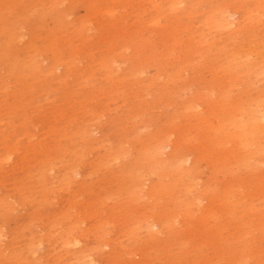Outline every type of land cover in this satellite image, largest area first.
Segmentation results:
<instances>
[{
  "label": "rangeland",
  "instance_id": "rangeland-1",
  "mask_svg": "<svg viewBox=\"0 0 264 264\" xmlns=\"http://www.w3.org/2000/svg\"><path fill=\"white\" fill-rule=\"evenodd\" d=\"M3 1L5 2V0H0V3L2 4ZM12 0H10L11 2ZM40 0H17L15 3H14V7L11 11H8V12H5L3 14H1L2 16V21H1V25L5 24V23H9L10 25L13 24L14 22H24V27L23 25L21 26L23 29H20L21 32L25 33V35H23L22 37H17L15 42H13L11 44V48L9 50V52H13L15 53L16 55H19V57H24V56H27L28 54L31 55V58H36V60H40V54H43L45 56V58H49V59H52L54 58L56 55H59V56H68L69 53L73 50H76L77 52L74 54V61H75V66H72L70 68V70H65V66L64 67H59L57 69H55V74H53L54 77L49 76V77H42L41 75L38 74V72H36V74H31V75H22V78H19V79H16L14 76L12 75H8V70L5 66L4 63H0V164L3 166L0 165V197H1V201L0 202H3V204H1V207H0V253H2L0 255V264H25L24 261L26 262L27 261V264H49V263H54V264H77L79 262V264H86L88 260V263L87 264H107L109 262V256H112V258L110 260H114L115 263L113 264H117L116 261H118V264H130L128 262H131L132 260H134L133 262L135 264H143V262L145 261L146 263L147 262H150V263H147V264H172L171 263V260L173 262V264H180L181 262L183 264H187V263H191V264H207L206 262H208V264H219L217 261L218 260H222L223 262H220V264H264V222H262L260 225L259 223H256L255 221V218L257 217L256 215V211H263L264 210V191H261L259 193H256L258 191H255L257 189L256 186H253V188L250 189V187L247 186L246 183H243V185L246 187H248V190L254 193H252V195L250 194L248 197V199H242V196L243 194L241 195V200L239 199L240 198V195L238 196V194L235 193L234 191V195H232V197L230 198H227V200H230L231 198L233 200H237L239 202V200L242 202H237V207L236 209H233L231 207H228V206H220L221 207V211L219 210L220 207H218V204L221 202L219 201L220 199H217L216 202H213V203H217V204H211V208H215L216 212H219L221 213L218 218L220 219V228L223 226V230L222 228L220 229L221 231V236H215V237H207L205 234H203L202 232L200 233L199 231H195L193 233V231H187V230H184V219L182 217V214L179 212L177 213L178 216L176 215V213L174 214L175 216L172 217V219L174 218V222L173 220L171 219V217H169V225L168 227H170L171 229V232H168L169 230L166 228H162L160 231V233H158V235L156 236L157 238L152 237L155 233L154 231L157 230V228L155 227H151L149 224H150V220L151 219V216L154 220H158L160 222H163L164 218L161 216V212L165 211L167 208H172L173 209V205L174 203L176 202H179V200L181 199V197L184 195L185 198L181 199V200H189L191 201L192 198L190 196H196V195H199L198 193L205 189V188H211L214 191H216L215 189H217L218 187L220 189H222V187L224 186V182L227 181L228 179L230 180L231 179V176L230 175H227L226 174V171H224V173L220 172V167L218 168V166L216 168V170H218L220 172L217 171L215 172L213 169H212V165L209 163V161L207 160L208 158H205V159H199L197 161H200V162H193L195 156L197 155L196 153V142H197V134L195 135L196 137L194 138L192 135H190V141L187 143V144H180L181 142L178 141V145H179V148H180V151H179V155L181 156V160L182 161V164H183V168L185 169H192L190 173H188V175H178L176 173L174 174H171L169 177H163V178H160L159 179V172L161 171L160 168L158 167V164L155 163L154 161L152 162L151 161V158H150V154H151V151L155 145L158 146L159 144V152H158V155L160 156V159L161 160H164L165 163L164 164H167L169 162V157L171 155V152H172V149L168 146H166V143L168 142H171L172 139L173 140H176L178 138V134L182 135L186 133V131L184 130H176V124H184V122H186L187 120L188 121H191V118L188 117L186 118L187 115H184V110H183V105L185 104L186 100L190 97V95H196L198 93H200L202 90H204V92H209L208 90H210L211 92H213V97L211 100L209 101H216L214 102L216 104L212 105V106H215L211 112H212V115L214 118H217V119H221V98L216 95V89H217V80H220V76H218V74H220V71L219 73L217 72L215 74V72L213 73L212 70H209L210 68H212L214 66V68L216 67V63L218 65H220L221 63H223V52H221V50L223 49L224 47V50H230V48H233L232 44H231V41H228L226 38H227V35L229 34V30H228V27H224L223 29L221 28L220 30L221 31H225L227 32V34H224L223 32H217V30L215 29H210L208 30L207 27L205 28V26L201 25L203 24L202 23V18H204V16L206 15V12L207 10H209L208 7L214 5L216 2H219L220 1H227V2H232L233 1H236V0H186L185 3H183L180 8L175 11L171 10V12H169L168 14H166L165 16H162V18H160L158 24L156 26H150V18L153 17L154 13L153 12L154 10L151 8V4L149 2H147V0H144V3H141L143 9H144V13L143 11H141L140 13H138V16H139V19L140 21L143 22V26L140 25L135 22L137 21L136 19V16H135V9H136V5L137 3H139V1H142V0H118L119 3L117 4H113L111 5L112 3H109L108 1H103V0H68L64 3V5H60L58 8H56L55 10H52V11H48L45 13V15L43 17H37L36 15H38L36 12L38 11L37 9L39 8V6H36L34 7V5L36 3H38ZM91 1V3H90ZM146 1V2H145ZM160 0H156L155 1V4H158ZM262 2H264L263 0H260ZM97 2H99L102 5H104V2H106L107 4L106 5H111V6H114L112 8L113 11H116L119 13H117L118 15H121L122 14H126V16L124 17L123 21H124V26H126L128 28V33H130L131 35H129L128 37H125L123 35L119 36L118 38H115L114 39V36H115V30H114V27L110 26L111 25V22L107 16H101L100 14H90L89 13V9H88V3L90 4H94V6L97 5ZM157 2V3H156ZM162 2V0L160 1ZM250 2V1H246L245 4L248 5L247 3ZM195 3L194 5H191ZM264 4V3H263ZM49 4H46L44 7H47ZM123 5V6H122ZM127 5V6H126ZM105 6V5H104ZM127 7V8H126ZM243 7L245 8V6L243 5ZM122 10H121V9ZM125 8V9H124ZM33 9V10H32ZM35 9V10H34ZM41 9V8H40ZM88 9V10H87ZM117 9V10H115ZM120 9V10H119ZM186 9L187 12L191 11V15L189 17L185 16V15H182L180 21L178 22L179 25L177 26V30H175L173 32V29L171 27H168L167 25H169V21L168 20H171L175 17H177L179 14H181L184 10ZM202 9V10H201ZM119 10V11H118ZM34 11V12H33ZM55 11V12H54ZM124 11V12H123ZM173 11V12H172ZM30 12V14H29ZM51 12V13H50ZM69 12V14L66 15V13ZM193 12V13H192ZM55 13V14H54ZM114 13V14H115ZM121 13V14H120ZM175 13V14H174ZM197 13V14H196ZM200 13V14H199ZM205 13V14H204ZM62 14V15H61ZM63 14L65 16H63ZM115 14V16L117 17V20H118V15ZM130 14V16H129ZM62 16L59 20L57 19V17ZM92 15V16H91ZM141 15V16H140ZM252 15H254V13H252ZM91 16V17H90ZM97 16V18L95 17ZM102 19H101V17ZM174 16V17H173ZM235 16V15H234ZM95 17V18H94ZM191 17V18H190ZM39 18V19H37ZM190 18V19H189ZM264 18V15H262V19ZM92 19V20H91ZM94 19V21H93ZM96 19V20H95ZM98 19V21H97ZM107 19V20H105ZM189 19V20H188ZM90 20V21H88ZM104 22H103V21ZM187 20V21H186ZM27 21H30V22H27ZM145 21V22H144ZM149 21V22H148ZM201 21V22H200ZM62 22V23H61ZM82 22V23H85V28L82 29L81 31H78L79 30V23ZM88 22V23H87ZM127 22V23H126ZM148 22V25H146ZM183 22V23H182ZM160 23V24H159ZM177 23V22H176ZM87 24V25H86ZM121 23H119L120 25ZM123 24V22H122ZM121 24V26H122ZM163 24V25H162ZM192 24V26H191ZM194 24L196 26H194ZM98 25H103L104 28L102 29H98ZM105 25V26H104ZM118 25V26H119ZM185 25V27H184ZM187 25V26H186ZM189 25V26H188ZM254 25V26H253ZM90 26V27H88ZM110 26V28H109ZM161 26V27H160ZM162 26H165V28L167 27L168 29H165L163 30L162 29ZM180 26V27H179ZM184 28H183V27ZM191 26V27H190ZM200 26V27H198ZM38 28L37 30V33L35 34L34 33V30L35 28ZM179 27V28H178ZM190 27V28H189ZM255 27V28H254ZM72 28V29H71ZM86 28H89V29H86ZM172 30H171V29ZM187 28V29H186ZM195 28V29H194ZM204 28V29H202ZM254 28V30H253ZM260 28V29H259ZM77 29V30H76ZM180 29V30H179ZM186 29V31L184 30ZM192 29V30H191ZM207 29V30H206ZM227 29V30H226ZM258 29V30H257ZM18 30V29H17ZM71 31V32H68ZM76 30V31H75ZM184 30V31H183ZM202 30V31H201ZM215 30V31H214ZM252 30H253V33L256 34V36L260 37V38H264V27L260 24H256V23H252ZM19 31V30H18ZM84 32H87L86 34L83 33ZM130 31V32H129ZM181 31V32H180ZM199 32L198 34L196 32ZM210 31V33H209ZM219 31V30H218ZM260 31V32H259ZM167 32V33H166ZM169 32V33H168ZM171 32V33H170ZM179 32V34H178ZM188 32V33H187ZM203 32V33H202ZM214 33L215 35H213L212 33ZM183 33V36L186 35L185 38H183V36L181 35ZM196 35H195V34ZM204 33H206V35H210V36H206ZM218 33V34H217ZM48 34V35H47ZM67 34V35H66ZM73 34V35H72ZM93 34V35H92ZM165 34V35H164ZM173 34H175V39L177 41L176 45H174L173 47H171L169 44V42H171L172 40H170V36H172ZM189 34V35H188ZM194 36L193 37H190L192 35ZM204 34V35H202ZM52 35H55L57 38H58V41L55 42L57 39L55 38H52L51 40H53V42H44V37L47 38V40L49 41L51 36ZM71 35V36H70ZM180 35V36H177ZM206 39V40H211V39H215L216 41L215 42H211L209 43V46L207 45V42L205 41V39L201 38L202 36ZM225 35V36H223ZM98 36V37H97ZM162 36V37H161ZM199 38V41H201V43H198L197 45L199 44H202V45H199V47L196 49V50H192L193 51H197L196 53L199 52V55L200 56H196V53L192 54L194 56H191V49H194L193 47L196 46V43L194 41H198V39L196 40V38ZM217 38H216V37ZM161 37V38H160ZM165 37V38H164ZM190 37V39H189ZM209 37V38H207ZM211 37V39H210ZM225 37V38H224ZM85 38V39H84ZM88 38V39H87ZM183 38V39H182ZM186 38L187 40L189 39V41H186ZM191 38H193V41L191 40ZM60 39V40H59ZM62 39V40H61ZM71 39V40H70ZM84 39V40H83ZM139 39H142L144 43L142 42H136V41H139ZM147 39V40H146ZM157 39V40H156ZM160 39V40H159ZM163 39V40H162ZM181 39V41H180ZM202 39H203V42H202ZM222 39V40H221ZM170 40V41H169ZM69 41V42H68ZM71 41V43H70ZM83 41V42H82ZM111 41V42H109ZM147 43H146V42ZM155 41V42H154ZM179 41V42H178ZM224 41H227V43H225ZM85 42V43H84ZM107 42V43H106ZM185 42V44L183 43ZM187 42V43H186ZM189 42V43H188ZM217 42V43H216ZM230 42V43H228ZM76 43V44H75ZM84 43V44H83ZM109 43H111V50H108V46L110 45ZM195 43V44H194ZM215 43V44H213ZM219 43V44H218ZM225 43V44H224ZM75 44V45H74ZM144 44V45H142ZM181 44V45H179ZM184 44V45H183ZM206 44V45H205ZM217 44V45H216ZM228 44V45H227ZM243 44V43H241ZM70 45V46H69ZM74 45V46H73ZM105 45V46H104ZM107 45V46H106ZM150 45H151V48H150ZM160 45V46H159ZM180 47H179V46ZM211 45V46H210ZM215 45V46H214ZM221 45V47H220ZM245 45V44H244ZM243 45V46H244ZM155 46V47H154ZM167 46V47H166ZM168 46H169V49H168ZM206 46H208L206 48ZM227 46V48H226ZM149 47V48H147ZM165 47V48H164ZM175 47V48H174ZM187 47V48H186ZM212 47V48H211ZM220 47V48H219ZM173 50H171V49ZM219 48V50H217ZM222 48V49H221ZM42 49V50H41ZM167 49V50H166ZM204 49V51H203ZM217 51H215V50ZM168 50H169V53L170 54H167L168 53ZM175 50V51H174ZM199 50V51H198ZM210 50V52H209ZM82 51V52H81ZM111 51V52H110ZM160 51V52H159ZM167 51V52H166ZM181 51V52H180ZM184 51V52H183ZM217 52V53H214ZM220 51V52H218ZM223 51V50H222ZM86 52V53H85ZM93 52V53H92ZM106 52V53H105ZM110 52V53H109ZM157 52V53H156ZM190 52V54H189ZM205 52H207V54H205ZM214 53V54H211ZM39 53V54H37ZM100 53V54H99ZM156 53V54H155ZM159 53V54H158ZM161 53V54H160ZM172 53V54H171ZM178 55H177V54ZM181 53V54H180ZM186 53V54H185ZM188 53V54H187ZM211 55H210V54ZM82 54V55H80ZM113 55V59H109L108 55ZM175 54H176V58H175ZM185 54V55H184ZM219 57V60H215L216 58L214 57V62H213V57H209V56H214L216 55ZM220 54V55H219ZM77 55V57H76ZM163 55H167V56H163ZM172 57H171V56ZM174 55V56H173ZM183 55V57H182ZM187 55V56H186ZM190 55V56H189ZM198 55V54H197ZM206 55H207V60H206ZM81 56V57H80ZM106 57L108 58V61L111 62V69L112 70V79L110 77V79H108L106 77V79L104 80V77H105V72L104 70L99 67L98 65V62L99 60L102 58V57ZM160 56V57H159ZM169 56V57H168ZM216 56V57H217ZM28 57V56H27ZM87 57V58H86ZM166 57V58H165ZM188 57L191 59H188ZM200 57V59H199ZM204 57V58H203ZM222 57V58H221ZM78 58V59H77ZM144 58V59H143ZM156 58V59H155ZM173 58V59H172ZM183 58V59H182ZM212 58V59H210ZM49 59H46V61H42L43 64L41 63L42 66H44V68L47 67V64H49L50 60ZM69 59V57L67 58ZM80 59V60H79ZM82 59V60H81ZM89 59V60H88ZM115 59V60H114ZM158 59V60H157ZM165 59V60H164ZM175 59V62L173 61ZM198 59V60H196ZM205 59V60H203ZM95 60V61H94ZM163 60V61H162ZM177 60V61H176ZM179 60V61H178ZM184 60V61H183ZM186 60H187V63H186ZM190 60L192 64H190ZM193 60V61H192ZM201 60V61H200ZM210 60V61H208ZM212 60V61H211ZM87 61V62H86ZM98 61V62H97ZM173 61V62H172ZM200 61L199 63H196ZM207 61V62H206ZM216 61V62H215ZM222 61V62H221ZM94 62V63H93ZM114 62V63H113ZM154 62V63H153ZM162 62H165L162 64ZM172 62V63H171ZM185 62V63H184ZM213 62V63H211ZM90 63V64H89ZM170 63V64H169ZM198 67H196V65ZM202 63V64H201ZM205 63V64H203ZM215 63V64H214ZM81 64L82 67H81ZM94 64V65H92ZM173 66H172V65ZM182 64V66H180ZM184 64V66H183ZM189 64V65H188ZM3 65V66H2ZM78 65L79 68L76 66ZM86 65V66H85ZM162 65V66H161ZM193 65V66H192ZM205 65V66H204ZM212 67H211V66ZM167 66V67H166ZM190 66H192L190 68ZM201 66V67H200ZM204 66V67H203ZM99 67V68H98ZM169 67V68H168ZM177 67V68H175ZM186 67V69H185ZM189 67V68H188ZM203 67V68H202ZM206 67H208L206 69ZM73 68V70H72ZM84 68H87V69H84ZM90 68V69H89ZM96 68V69H95ZM166 68V69H165ZM76 69V70H74ZM172 69V70H171ZM179 69L178 71L175 70ZM203 69V70H202ZM65 70V71H64ZM86 70V71H85ZM101 70V71H100ZM116 70V71H114ZM198 70V72H196ZM206 70V71H205ZM84 71V72H83ZM95 71V73L93 72ZM100 71V72H99ZM160 71V73H159ZM166 71V74L164 73ZM173 71V72H172ZM177 72V75H180V77L176 75V77L174 76L175 72ZM182 71V72H180ZM185 71V72H184ZM200 71V72H199ZM66 72V73H65ZM71 72V73H70ZM104 72V73H103ZM115 72V73H114ZM158 72V73H157ZM169 72V73H168ZM195 72V73H194ZM208 72V73H207ZM212 72V73H211ZM23 72H20V74H22ZM104 75H103V74ZM115 76H113L114 74ZM161 75V78L160 76L157 74ZM162 73V74H161ZM173 75H172V74ZM186 73V74H185ZM194 73V74H193ZM197 73V74H196ZM200 73V74H198ZM6 74V75H5ZM61 76V77H64L65 76V83L64 82H61L60 84L57 82L56 79H58V75ZM64 74V75H63ZM82 74V75H81ZM87 74L88 76L91 74H93L92 76H89V77H92V78H89L87 77ZM96 74V75H95ZM156 74V76H155ZM189 74V75H188ZM192 74V75H191ZM207 74V75H206ZM211 77H209V75ZM213 74V75H212ZM215 74V75H214ZM14 75H17V76H21L19 74H14ZM70 75V76H69ZM103 75V76H102ZM116 75H118L116 77ZM186 75V77H185ZM188 75V76H187ZM191 75V77H190ZM194 75H195V78H194ZM198 75V76H197ZM241 76H238L235 81V79H233V81L231 80L229 83L228 82H225L224 83V89L225 88H231L232 91H230V98L229 100H233L237 97H235L234 95L237 93L238 90H241L244 88L245 84H251V87L253 88V86H256L254 88H260V87H263L264 86V80L262 79H258L256 77H260V76H256V77H252L253 74L251 75H245V74H240ZM68 76H69V79H68ZM80 76V77H79ZM97 78L95 79L94 77ZM103 78L102 79H99L100 77ZM123 76V77H122ZM166 76V77H165ZM168 76V77H167ZM192 76H193V79H192ZM202 76V78H201ZM213 76V77H212ZM243 76V77H242ZM58 77V78H57ZM76 79H75V78ZM86 77V79H84ZM155 77V78H154ZM159 77L156 81V78ZM165 77L166 80H163ZM172 77V78H171ZM174 77V79H173ZM200 77V78H199ZM249 77V78H248ZM253 79H252V78ZM50 78V79H49ZM54 78V79H53ZM83 78V80L81 79ZM87 78H89L87 80ZM127 78V79H126ZM136 78V79H135ZM151 78H153L151 80ZM163 78V79H162ZM178 78V79H177ZM181 78V79H179ZM206 78V79H205ZM211 78V79H210ZM243 80L241 81L240 80ZM256 78V79H255ZM4 79V80H3ZM44 79V80H43ZM52 79V80H51ZM82 80L80 82V80ZM116 79V80H115ZM125 79V80H124ZM133 79L135 80L133 82ZM141 79V80H140ZM167 79H171V80H168ZM184 79V80H183ZM192 79V80H190ZM198 79V80H197ZM214 79V80H213ZM56 80V81H55ZM100 80V81H99ZM115 80V82H111ZM174 80V81H173ZM177 80V81H176ZM180 80V81H179ZM259 80L262 81L259 83ZM45 81V82H44ZM53 81V82H52ZM69 81V83H68ZM78 81V82H76ZM87 81V82H86ZM93 81V83H91ZM107 81V82H106ZM129 81V82H128ZM132 83H131V82ZM153 83H149L150 82ZM173 81V83H172ZM176 81V82H175ZM189 82V83H186ZM192 81V82H191ZM205 81V82H204ZM47 82V83H46ZM71 82V83H70ZM75 82V84H74ZM95 82V83H94ZM110 82V84H109ZM118 82V83H117ZM147 84H146V83ZM157 82V83H155ZM163 82H166V83H163ZM169 82L171 84H169ZM181 82V84H179ZM186 84H185V83ZM197 82V83H196ZM214 82L216 84H214ZM234 82V83H232ZM41 83V84H40ZM54 83V85H53ZM73 83V84H72ZM82 86H81V84ZM144 83V84H143ZM163 83V84H162ZM172 87H170L168 84ZM175 83H178V84H175ZM183 83L185 84L184 86L186 87L187 84H188V88L186 87H183ZM207 85H206V84ZM209 83V84H208ZM241 83V84H240ZM258 83V84H257ZM40 84V85H38ZM87 85V87L85 85ZM92 84H95V85H92ZM108 84V85H107ZM114 84V85H113ZM117 86H116V85ZM122 84V85H121ZM143 84V85H142ZM151 84V85H150ZM157 84L160 86H157ZM162 84V85H161ZM167 84V86L165 85ZM201 84V85H200ZM211 84V85H210ZM228 84V85H227ZM233 84V85H232ZM257 84V85H256ZM47 85V86H46ZM57 85V86H56ZM66 85V86H64ZM92 85V86H91ZM97 85H99L97 87ZM101 85V86H100ZM157 87H156V86ZM205 86V87H201V86ZM238 85V86H236ZM263 85V86H262ZM33 86V87H32ZM35 86V88H34ZM40 86V87H39ZM45 86V87H44ZM54 86V88H52ZM76 86L78 88H76ZM79 86L82 88V90H84V92H81V88L79 89ZM90 86V87H89ZM94 86V87H93ZM145 86V87H144ZM148 86V87H147ZM164 86V87H163ZM179 86V87H178ZM181 86V88H180ZM231 86V87H229ZM234 86H236V88H234ZM17 87V88H16ZM30 87V88H29ZM63 87V88H62ZM67 87V88H66ZM142 87H144L142 89ZM170 87V88H169ZM176 87V88H175ZM182 89V91L180 92V90L177 89ZM207 87V88H206ZM211 87V88H209ZM241 87V88H240ZM84 88V89H83ZM98 88V90H97ZM106 88L108 90H106ZM111 88V89H109ZM150 88V89H149ZM164 88V89H163ZM199 88V89H198ZM209 88V89H208ZM238 88V89H237ZM251 88V89H252ZM17 89V90H16ZM25 89V90H24ZM35 89V90H34ZM50 89V90H49ZM92 89V90H91ZM96 89V90H94ZM113 89L115 91H113ZM139 89V90H138ZM162 89V90H161ZM168 89V90H167ZM172 89V90H171ZM173 89H176V90H173ZM190 89V90H189ZM207 89V90H206ZM3 90V91H2ZM28 90H30V92H28ZM40 90V91H39ZM49 90V92H48ZM63 90V91H62ZM87 90V91H86ZM88 90H91V91H88ZM146 90V91H145ZM165 92H164V91ZM169 90H171L169 92ZM214 90V91H213ZM236 90V91H235ZM46 91V92H45ZM102 91V92H100ZM108 91V94L107 92ZM109 91L112 95L110 96V98H108L107 96H109ZM119 91H120V96H119ZM128 91V92H127ZM130 91V92H129ZM132 91V92H131ZM162 91V92H161ZM42 92V93H41ZM54 92V93H53ZM100 92V93H99ZM106 92V93H105ZM127 94L126 96L124 95L123 97V94L125 93ZM167 92V93H166ZM175 92V93H174ZM177 92V93H176ZM190 92V93H189ZM215 92V93H214ZM38 93V94H37ZM40 93V95H39ZM50 93V95H49ZM53 93V94H52ZM66 93V95L64 94ZM79 93V94H78ZM90 93H93V94H90ZM96 93V94H94ZM123 93V94H122ZM132 93V94H131ZM172 93V94H171ZM187 93V94H186ZM38 95L35 96V95ZM48 94V95H47ZM55 94V95H54ZM78 94V95H77ZM99 94V95H98ZM101 94V95H100ZM107 94V95H105ZM134 94H137V96ZM171 94V95H170ZM176 94V95H175ZM43 95V96H42ZM57 95V96H56ZM71 95V96H70ZM83 95V96H82ZM104 95V96H103ZM130 95V97H129ZM170 95V96H168ZM172 95L175 97H172ZM178 95V96H177ZM254 95V94H252ZM45 96H48L45 98ZM56 96V97H55ZM61 96V97H60ZM87 96V98H86ZM90 96V97H89ZM92 96V97H91ZM119 96V97H118ZM217 96V97H216ZM44 97V98H43ZM55 97V98H54ZM89 97V98H88ZM134 99H133V98ZM137 97V98H136ZM164 97V99H163ZM169 97V98H168ZM235 97V98H234ZM48 100V99H50ZM83 99V100H78V99ZM86 98V99H85ZM106 98V100H105ZM115 98H117V100H114ZM119 98V99H118ZM123 98V99H122ZM216 98V99H215ZM233 98V99H231ZM75 99V101H74ZM88 99H90L88 101ZM111 101H110V100ZM127 101H126V100ZM163 99V101H162ZM178 101H176V100ZM214 99V100H213ZM219 99V100H218ZM264 99V98H263ZM30 100V101H29ZM48 100V102H45V101ZM63 100V101H62ZM66 100V101H65ZM129 100L131 102H129ZM199 100H203V97L200 98ZM61 101V102H60ZM88 101V102H87ZM114 103H113V102ZM117 101V102H116ZM124 101V102H123ZM208 103V100L204 98V102H202L200 105L197 106V108L203 110V109H206L207 107V111H208V105H206V102ZM42 102V103H41ZM58 102V103H57ZM72 102V103H71ZM78 102V103H77ZM80 102V103H79ZM82 102V103H81ZM87 102V103H86ZM127 102V104H126ZM134 102V103H133ZM153 102V103H152ZM220 102V103H219ZM124 103V104H123ZM131 103V104H129ZM144 103V104H143ZM146 103V104H145ZM156 103V104H155ZM173 103V104H172ZM178 103V104H177ZM219 103V104H218ZM35 104V105H34ZM43 104V105H42ZM49 104H51L49 106ZM53 104V105H52ZM55 104V105H54ZM69 104L71 106H69ZM121 106H119V105ZM175 104V105H174ZM47 105H48V108H47ZM67 105V106H66ZM77 105V106H76ZM81 105V107H80ZM118 105V106H117ZM133 105V106H132ZM164 105V106H163ZM174 105V106H173ZM179 105V106H178ZM130 106V107H129ZM172 106V107H171ZM176 106V107H175ZM56 107V108H55ZM65 107V109H64ZM84 107V108H83ZM86 107V108H85ZM118 109H117V108ZM165 107V108H164ZM169 107V108H168ZM201 107V108H200ZM218 107V108H217ZM51 108V109H50ZM62 108V109H61ZM114 108V109H113ZM127 108V109H126ZM131 110H130V109ZM164 108V109H163ZM167 108V109H166ZM49 109V111H48ZM60 109V110H59ZM74 109V110H73ZM77 109V110H76ZM82 109V110H81ZM83 109H85L86 111H84ZM107 109V110H106ZM126 109V110H125ZM169 109V110H168ZM175 109V110H174ZM182 109V110H181ZM220 112H219V110ZM65 110V111H64ZM81 110V111H80ZM142 110V111H141ZM168 110V111H166ZM174 110V112H173ZM214 110H217L219 113H217V111H214ZM51 111V112H50ZM63 113H62V112ZM78 111V112H77ZM135 113H134V112ZM45 112V113H43ZM59 112V113H57ZM65 112V113H64ZM69 112V113H68ZM76 112V113H74ZM82 112V113H81ZM92 112V114H91ZM110 112V113H109ZM123 112L125 114H123ZM164 112V113H163ZM169 112V113H168ZM177 112V113H176ZM210 112V113H211ZM215 114H214V113ZM86 113V114H85ZM90 113V114H89ZM129 113V114H128ZM168 113V114H167ZM171 113V114H170ZM43 114V115H42ZM55 114V116H54ZM63 114V115H62ZM65 114V115H64ZM82 114V115H81ZM131 114V116H130ZM64 116L62 118V116ZM81 115V116H79ZM90 115V116H88ZM119 115V116H118ZM129 115V116H127ZM135 115V116H134ZM141 115V116H140ZM167 115H169L167 117ZM53 116V117H52ZM58 116V117H57ZM67 119H66V117ZM127 116V117H125ZM136 118H134V117ZM72 119H71V118ZM75 117V118H74ZM120 117V118H119ZM123 117L125 119H123ZM167 117V118H166ZM175 117V118H174ZM178 117V118H177ZM54 118V120H53ZM56 118V119H55ZM61 118V119H59ZM100 118V119H99ZM131 118V119H130ZM165 118V119H164ZM171 118V119H170ZM58 119V120H57ZM69 119L71 121H69ZM73 119H77L75 121V123L73 124L74 120ZM79 119V120H78ZM86 119V120H84ZM122 119V120H121ZM63 120V121H62ZM83 120V121H82ZM88 120V122H87ZM132 120V121H131ZM137 122V123H134V121ZM167 120V121H166ZM170 120V121H169ZM40 121V122H39ZM41 121L42 124H41ZM56 121V122H54ZM60 121V122H59ZM86 123H85V122ZM184 121V122H183ZM45 122V123H44ZM66 122V123H65ZM71 124H70V123ZM123 122V123H122ZM125 122V123H124ZM166 122V123H165ZM169 124H168V123ZM174 122V123H173ZM183 122V123H182ZM48 123V124H47ZM81 123V124H80ZM84 123V124H83ZM134 125V127H131L132 125ZM175 124L173 126V124ZM55 124V125H54ZM74 126H73V125ZM86 124V125H85ZM90 124V125H89ZM130 124V125H129ZM163 124H166V125H163ZM171 124V125H170ZM44 125V126H43ZM48 125V126H47ZM50 125V126H49ZM63 125V126H61ZM66 125V126H64ZM88 125V126H87ZM137 125V126H136ZM2 126V128H1ZM56 126V128L54 127ZM69 126V128H68ZM78 126V127H77ZM48 127V128H47ZM54 127V128H53ZM61 127V128H60ZM76 127V128H75ZM85 127V128H84ZM50 128V129H49ZM65 128V130H64ZM78 128V129H77ZM82 128V129H80ZM88 128V129H87ZM173 128V130H172ZM48 129V130H47ZM61 129V130H60ZM67 129V131H66ZM87 129V130H86ZM129 129V130H128ZM44 130V131H43ZM46 130V131H45ZM75 130V131H73ZM85 130V131H83ZM159 132H158V131ZM36 131V132H34ZM50 131V132H49ZM64 131V132H63ZM72 131L75 133H72ZM77 131V132H76ZM168 133H167V132ZM174 131V132H173ZM176 131V132H175ZM208 131V130H207ZM207 131H205L204 133H208ZM39 132V133H38ZM61 132V134H60ZM62 132L64 134H62ZM65 132H68V133H65ZM70 132V133H69ZM164 132V133H163ZM172 132V133H171ZM26 133V134H25ZM35 137H34V135ZM46 133V134H45ZM55 133V134H54ZM58 133V135L56 134ZM163 133V134H162ZM170 133V134H169ZM32 134V135H30ZM49 134V135H48ZM61 136H60V135ZM71 134V135H70ZM79 136H78V135ZM125 134V135H124ZM162 134V135H161ZM166 134V135H165ZM169 134V135H168ZM42 135V136H41ZM47 135V136H46ZM63 135V136H62ZM86 137H85V136ZM182 135V136H184ZM40 136V137H39ZM46 136V137H44ZM51 136V138H50ZM58 136V137H57ZM70 136V137H69ZM72 136L74 137L72 139ZM75 136L78 138H75ZM103 136V137H102ZM188 136V135H187ZM33 137V138H32ZM49 137V138H48ZM55 137V138H54ZM66 137V138H65ZM84 137V139H83ZM165 137V138H164ZM171 137V138H169ZM29 138V139H28ZM65 138V139H64ZM69 140H68V139ZM135 138V139H133ZM138 138V139H137ZM156 138V139H155ZM197 138V139H196ZM36 139V140H35ZM38 139V140H37ZM51 139V140H50ZM52 139H55L54 141ZM59 139V141H57ZM63 139V140H62ZM71 139V140H70ZM77 139V140H75ZM83 139V140H82ZM128 139V140H127ZM160 139V140H159ZM166 139V140H165ZM81 140V141H80ZM36 141H39L36 142ZM44 141V142H43ZM57 141V142H56ZM71 141V142H70ZM75 142L74 143H72ZM79 141V142H78ZM164 141V142H163ZM196 141V142H195ZM199 141V140H198ZM60 142V144H58ZM68 143L66 145V143ZM253 142V140H252ZM42 143V144H40ZM44 143H47L44 145ZM72 145L70 146L69 144ZM56 144V146H55ZM65 144V145H64ZM154 144V145H153ZM10 145V146H9ZM34 145V146H33ZM41 145V147H40ZM44 145V146H42ZM64 145V146H63ZM74 145V146H73ZM101 145V146H100ZM181 145V146H180ZM185 145V146H184ZM6 146L7 149H6ZM17 146V147H16ZM51 146V148H49ZM53 146V147H52ZM61 148H60V147ZM66 146L68 148H66ZM70 146V147H69ZM119 146V148H118ZM183 146V147H182ZM13 147V148H12ZM74 147V148H73ZM103 147V148H102ZM117 147V148H116ZM123 147V148H122ZM191 147V148H190ZM16 148L17 149V153L20 154L18 155L14 149ZM20 150H19V149ZM30 148V149H29ZM43 150V152H41L40 149ZM45 148V149H43ZM46 148H47V152H49V154L46 152ZM54 148V149H52ZM114 148L115 152L114 153V150L112 151V149ZM9 149V151H8ZM51 149V151H50ZM55 149H57L58 151H56ZM61 149V150H60ZM64 149V150H63ZM117 149V151H116ZM225 149L227 150H230V149H234V144L231 142L230 144H226L225 146ZM246 149H254V146L252 144H250L248 147H246ZM19 150V151H18ZM25 150V151H23ZM29 150V151H28ZM30 150H32L30 152ZM108 150V151H107ZM125 150V151H123ZM27 151V152H26ZM56 151V152H55ZM78 151V152H77ZM106 151L109 152L106 154ZM122 151V152H121ZM241 151H244L243 149ZM12 152V153H11ZM20 152V153H19ZM30 152V154L28 153ZM34 152V153H33ZM46 152V153H44ZM67 152V153H66ZM126 152V153H125ZM142 152V153H141ZM3 153V154H2ZM32 153V154H31ZM36 153V154H35ZM43 153V154H41ZM57 156H54L55 154H57ZM61 153V154H59ZM73 153H75L73 155ZM85 153V154H84ZM120 153V154H119ZM5 154H8V155H5ZM11 154V155H9ZM109 154V155H108ZM124 154V155H123ZM141 154H144V157L145 158H149L147 160L145 159H142L141 158ZM29 155V157L31 158L33 155H35L34 157H32V159L29 160V157H27ZM44 158H43V156ZM54 157H52V156ZM60 155V156H59ZM64 155V156H63ZM110 156V157H107V156ZM116 158V159H112V157ZM120 155H121V158H120ZM3 156V157H2ZM48 156V157H47ZM49 156L51 158H49ZM79 158V162H76L77 161V157ZM85 156V158H84ZM179 156V157H180ZM243 156V155H242ZM7 157V158H6ZM10 157V158H9ZM23 158V160L20 158ZM26 157V158H25ZM62 157V158H61ZM68 159H67V158ZM70 157V158H69ZM75 159H74V158ZM82 157V158H81ZM107 157V158H105ZM6 158V159H5ZM49 158V159H48ZM61 163H59V161H57L58 159ZM120 158V159H119ZM4 159V160H3ZM9 159V160H7ZM13 159V160H12ZM35 159V160H34ZM39 159H43L42 161L39 160ZM52 159V160H51ZM55 159V161H54ZM63 159H66V160H62ZM70 159V160H69ZM6 160V161H5ZM20 160V161H18ZM38 160V161H37ZM48 160V161H47ZM51 160V161H50ZM68 160V161H67ZM81 160V161H80ZM106 160V162L104 161ZM114 160V161H113ZM206 160V161H205ZM40 161V162H39ZM45 164H44V162ZM50 161V162H49ZM54 161L55 164L52 162ZM73 161V162H72ZM83 161V162H82ZM103 161L105 163H103ZM109 161V162H108ZM208 161V162H207ZM5 164H4V163ZM34 162V164L32 163ZM37 162V164H35ZM39 162V163H38ZM42 162V163H41ZM62 162H64V165L62 164ZM68 162V163H67ZM72 162V163H71ZM205 162V163H204ZM23 165V167L21 166V164ZM51 165H49V164ZM70 163V164H69ZM83 163V165L81 164ZM10 164V166H9ZM30 164V165H29ZM39 164V166H37ZM42 164V165H41ZM59 164V165H57ZM75 164V166H74ZM78 164V165H77ZM81 164V165H79ZM91 164V165H90ZM211 166H210V165ZM250 165H252V162L250 161L249 163ZM15 165V166H14ZM26 165H29V166H26ZM33 167H32V166ZM61 165V166H60ZM67 165V166H66ZM79 167H77V166ZM113 165V166H111ZM233 164H231L232 166ZM21 168L19 169L18 168ZM26 166V167H25ZM48 166V167H47ZM257 168L254 170V169H249L246 167H243V166H240V167H236L234 168V172H233V176L237 177L238 179L242 180V181H245L247 179H250V181H254L255 183V180H256V183L257 182V179H253V178H256L257 176H260L262 173H264V159L262 160H259L256 164ZM25 167V169H24ZM28 167V168H27ZM55 167V168H54ZM58 167V168H57ZM66 167V168H65ZM75 167V168H74ZM90 167L92 169V171L90 170ZM30 168V169H29ZM37 168V169H36ZM44 168L46 169L44 171ZM50 168V170L48 169ZM54 168V169H52ZM69 168V169H68ZM94 168V169H93ZM24 169V170H23ZM28 169V170H27ZM57 169V170H56ZM59 169V170H58ZM77 172H76V170ZM89 169V170H88ZM223 168H221V170H223ZM20 170V172H19ZM61 170V171H60ZM69 170H74L75 172L73 171H69ZM248 170V171H247ZM14 171V172H13ZM34 171V172H33ZM39 171V172H38ZM42 171V172H40ZM50 172V174H47L48 172ZM58 172V175H57V172ZM213 171V172H212ZM246 171V172H245ZM250 171V172H249ZM255 175H254V173ZM261 171V172H260ZM16 172V173H15ZM26 172V173H25ZM31 172V173H30ZM53 172L54 176L53 175ZM64 174H62V173ZM66 172V173H65ZM73 175H71V173ZM194 174H193V173ZM215 172V173H214ZM248 172V173H247ZM34 173V174H33ZM60 173V174H59ZM252 173V174H251ZM25 174V175H24ZM27 174H30V176H28ZM37 174V175H36ZM40 174V175H39ZM62 174V175H61ZM67 175H70L68 177L66 176ZM120 174H122V177L119 176ZM212 174V176H210ZM214 174V175H213ZM251 174V175H249ZM18 175L20 178H18ZM51 175V177L49 176ZM86 177L83 178V177ZM118 175V176H117ZM176 175L177 178H176ZM192 175V177H191ZM254 175V177L252 176ZM257 175V176H256ZM16 178H15V177ZM24 176V177H23ZM36 176V178L34 177ZM39 176V177H38ZM41 176H44V177H41ZM63 177L62 181L61 178ZM74 176V177H73ZM77 176V177H76ZM81 176V178H80ZM173 176V177H172ZM224 176V177H223ZM247 176H252L251 178L247 177ZM28 177V179H27ZM33 177H34V180H33ZM43 179L41 181V184L43 183V181L45 180V184L44 185H41L40 184V180L38 179ZM41 177V178H40ZM56 179H55V178ZM66 177V178H65ZM175 177V178H174ZM184 177V178H182ZM187 177V178H186ZM215 177V178H214ZM15 178V180L13 179ZM24 178V179H23ZM32 178V179H30ZM54 178V179H53ZM68 179L69 180V183L68 181L66 182L65 179ZM75 178L76 179V182L75 183ZM172 178V179H171ZM222 178V179H221ZM37 179V180H36ZM59 179V181L57 182V180ZM72 179V181H71ZM74 179V180H73ZM79 179V180H78ZM108 179V180H107ZM116 179H120V180H116ZM169 179H171L169 181ZM174 179H177V180H174ZM180 179V180H179ZM209 179V180H208ZM213 179V180H212ZM252 179V180H251ZM18 182H17V181ZM20 180V181H19ZM31 181H34V182H31V183H28L27 181L30 182ZM38 181V183L36 181ZM51 180V181H50ZM55 180V182L53 181ZM84 180V181H83ZM107 180V181H106ZM174 180V182H176L177 184L175 185L174 182H172ZM184 180V181H183ZM216 180V181H215ZM228 180V181H229ZM14 181V182H13ZM26 181V182H24ZM71 181V182H70ZM74 181V182H73ZM85 182L83 184H81L82 182ZM117 181V182H116ZM158 181H162V182H166V183H163V184H168V191L167 192H164L165 190H159L157 192V194L155 195H152V191L151 189L153 188V186L158 182ZM212 181V182H211ZM248 181V180H247ZM258 181H260V185L263 184V182H261L262 180L261 179H258ZM16 182V183H15ZM24 183V185H21L22 183ZM53 182V183H52ZM57 182V183H56ZM62 182V184H60ZM91 182V183H90ZM97 182V183H96ZM101 182V183H100ZM103 182V183H102ZM140 182V183H139ZM169 182V183H168ZM216 182V183H215ZM223 182V184H222ZM246 182V181H245ZM11 183L13 185H11ZM21 183V184H20ZM28 183V184H27ZM56 185H55V184ZM74 183V184H73ZM80 183V184H78ZM96 183V184H95ZM121 183V186L120 184ZM142 183V184H141ZM174 183V184H173ZM185 183V184H184ZM208 183V184H207ZM228 183V182H227ZM20 184V185H18ZM27 184V185H25ZM32 186H30V185ZM36 184V186H34ZM40 184L41 186L39 187ZM64 184V185H63ZM70 187H69V185ZM72 184V185H71ZM88 184V185H86ZM102 184V185H101ZM105 184V185H104ZM108 184V185H107ZM119 184V186H117ZM140 184V185H139ZM173 184V185H172ZM179 184H181L179 186ZM219 186H218V185ZM38 185V186H37ZM51 185V186H50ZM55 185V186H54ZM58 185V186H57ZM68 185V187L66 186ZM79 185V186H78ZM81 185V187H80ZM104 185V186H103ZM107 185V186H106ZM116 185V186H115ZM15 186V187H14ZM26 187V186H29L27 190H25L26 188H23V187ZM47 186V187H46ZM64 190H62L63 188ZM72 186V187H71ZM75 186V188H74ZM82 186H84V188H82ZM95 187L93 189H91L92 187ZM97 186V187H96ZM135 186H139V187H136ZM177 188H176V187ZM17 187H20L18 189H16L15 191V188ZM31 187V188H30ZM35 187V189H34ZM43 187V188H42ZM50 187V189H48ZM57 187V188H56ZM58 187H61V188H58ZM81 189H83V192ZM86 187V189H85ZM89 187V189L91 190H87V188ZM99 187V188H98ZM103 187V188H102ZM107 187V188H106ZM110 187V188H109ZM118 187V188H117ZM175 187V188H174ZM181 187V188H180ZM188 187V188H186ZM264 185L262 186V189ZM10 188H14L13 189H10ZM52 188V189H51ZM67 188V189H65ZM74 188V190L72 189ZM101 188V190H100ZM116 188V189H114ZM130 189L131 191L136 192V197L135 198H129L126 191H124L125 189ZM174 188V189H173ZM30 189V191H34V192H30L28 191ZM51 191V192H45L43 193L44 191ZM61 189V190H60ZM105 189V190H104ZM176 189V190H175ZM187 189V190H186ZM219 189V190H220ZM17 190L19 191L18 192V196L17 195ZM25 190V192H24ZM37 190V191H36ZM41 193H40V191ZM42 190H44L42 192ZM72 190V191H71ZM78 190V191H77ZM79 190H81L79 192ZM84 190L87 192H84ZM173 190H175L174 192H172ZM179 190V191H178ZM182 190V191H181ZM218 190V189H217ZM247 189H245L244 192L248 191ZM15 191V192H14ZM23 191V192H22ZM28 191V192H26ZM52 191L54 192V194L52 193ZM79 193V196L81 195V193H83L80 197H78V193ZM94 192L92 194H90V192ZM97 191H99L97 193ZM103 191V192H101ZM111 191V192H109ZM117 193H115V192ZM178 191V192H177ZM181 191V192H180ZM10 192H13L14 194L10 193ZM20 192L22 193V195H20ZM36 192H39L40 195ZM62 192V193H61ZM65 192V193H63ZM72 192V194H71ZM73 192L74 194L76 195H73ZM95 192L97 194H95ZM121 192V194H120ZM170 192V193H169ZM175 192H177V195L175 194ZM187 194H186V193ZM10 193V194H9ZM16 193V194H15ZM24 193V194H23ZM29 193V194H28ZM31 193H34L33 195ZM36 193V194H35ZM51 193V195H49ZM88 193V194H87ZM105 193V195L103 194ZM109 193V194H108ZM113 193V194H112ZM181 193V194H180ZM183 193V194H182ZM185 193V194H184ZM8 194V195H7ZM57 194V196H56ZM60 194V195H59ZM64 194V195H63ZM67 194V195H66ZM70 194V195H69ZM94 194V195H93ZM112 194V198L109 197L110 195ZM167 194V195H165ZM170 194V195H169ZM174 194H175V198H174ZM6 199L4 196H6ZM13 195V196H12ZM25 195V196H24ZM30 195L32 198H30ZM73 195V196H72ZM85 198H84V196ZM89 197L87 198L86 197ZM89 195V196H88ZM91 195V196H90ZM96 195V196H95ZM103 195V197H102ZM116 195H119V196H116ZM124 195V196H123ZM179 195V197H178ZM190 195V196H189ZM261 197H260V196ZM29 196V197H27ZM36 196V197H35ZM47 196V197H46ZM51 196L52 200H50V197ZM78 198H77V197ZM104 199H101V197ZM106 196V197H105ZM116 196V197H114ZM135 196V195H134ZM153 196V197H152ZM257 196V197H256ZM4 197V198H3ZM38 197V198H37ZM42 197V198H41ZM49 197V198H48ZM56 197V198H54ZM67 197V198H66ZM72 197V198H71ZM82 197H83V202L81 201L82 200ZM98 197V198H97ZM107 201L109 200V198L112 200L113 197L115 198V200L117 199V202L114 200H110V201H106L105 198H107ZM158 197V199H157ZM170 198V201H168V199ZM190 197V198H189ZM193 197V198H194ZM239 197V198H238ZM249 197H255L254 198H249ZM20 199L21 204L18 200ZM65 198V199H64ZM77 199L75 200L76 201V204L78 203L77 201H81L77 204V209L79 212H77V209L75 208L76 204H71L70 203H75L74 201H72V199ZM100 198V199H99ZM122 198V200H121ZM125 198V201H123ZM139 198V199H137ZM160 198V199H159ZM168 198V199H167ZM174 198V199H173ZM177 198V199H176ZM189 198V199H188ZM244 198V197H243ZM263 198V199H262ZM4 199V200H2ZM23 199V200H22ZM31 199V200H30ZM33 199V200H32ZM35 199V200H34ZM45 199H48V200H45ZM68 201H67V200ZM73 199V200H74ZM80 199V200H79ZM86 199V200H85ZM89 199V200H88ZM131 200L130 203L128 200ZM163 199H165V201H163ZM167 199V200H166ZM179 199V200H178ZM191 199V200H190ZM231 199V200H232ZM252 199V200H251ZM6 200V202H5ZM9 200V202H7ZM26 200V201H25ZM38 200V201H37ZM41 200V201H40ZM43 200V201H42ZM92 200V201H91ZM100 200H101V203L103 202H106V205H103L101 204L100 205ZM121 200V202H120ZM127 200V201H126ZM133 200V201H132ZM171 200H177V201H171ZM242 200H245V201H242ZM254 200V202H252ZM261 201L260 204L259 202H256V201ZM27 201H31L30 203L28 202V204H25L27 203ZM40 201V202H39ZM46 202V206L42 203V202ZM52 201V202H51ZM57 201V202H56ZM72 201V202H70ZM90 201L92 202V204L90 203ZM95 203H94V202ZM136 201V202H135ZM161 201V202H160ZM167 201V202H166ZM194 201V199H193ZM249 201V202H248ZM251 201V202H250ZM5 202V203H4ZM37 202V203H36ZM44 202V203H45ZM48 202V203H47ZM55 202V203H54ZM67 202V203H66ZM69 202V204H68ZM86 202V203H85ZM87 202L89 203V205H92V207H90L89 205H87ZM99 202V203H98ZM173 204H172V203ZM205 200H200L198 203V206H194L192 208V215L195 216L194 219H193V223L195 224V222H197L201 216L202 213H199V208H201V206H203L205 204ZM9 204V205H5V204ZM33 203V204H32ZM39 203V204H38ZM53 205L55 204L54 206H50V204ZM63 203H65L63 205ZM85 203V204H84ZM116 203V204H115ZM164 203H167V204H164ZM228 203V201H227ZM38 204V206L36 205ZM250 204V205H248ZM254 204V205H253ZM25 205V206H24ZM36 205V206H35ZM89 206L87 208L84 207V209L82 208V206ZM97 205V207L95 206ZM100 206V210H99V206ZM115 205V206H113ZM125 205V206H123ZM136 205V206H135ZM212 205L214 207H212ZM252 205V206H251ZM258 205V207H257ZM262 205V206H261ZM5 206V210H3ZM40 206V207H39ZM48 206V207H47ZM67 207V209L65 207ZM69 206V207H68ZM75 206V207H73ZM102 206V207H101ZM122 206L124 207V209H120L119 208ZM139 208H138V207ZM240 208H239V207ZM246 206H249L253 209V211H255V213H252L251 215L248 213H245L243 210H238V209H241V207H246ZM34 207L36 208L34 209ZM46 209H43L42 208H45ZM52 207V208H51ZM72 207V208H71ZM97 209H95V208ZM128 207V208H127ZM224 207V208H223ZM233 209V215L232 213H228V209ZM16 208V209H15ZM61 208H63L61 210ZM74 209V210H71V209ZM82 210H81V209ZM91 208H94V209H91ZM102 208V209H101ZM111 208V209H110ZM118 210H117V209ZM127 208V209H126ZM132 208H134L132 210ZM136 208V209H135ZM147 208V209H146ZM217 208V209H216ZM238 208V209H237ZM65 209V210H64ZM68 209H70V212L68 211ZM86 209H88L86 213H89L91 214L92 211L94 214H92L91 216H89L88 214L85 213ZM91 209V210H89ZM126 209V211H125ZM8 210V214H7V211ZM59 211V213L57 211ZM113 210V211H112ZM147 210V212H141V211H145ZM149 210V211H148ZM152 210V212L150 211ZM218 210V211H217ZM237 210V211H236ZM5 211V212H3ZM39 211V212H38ZM42 211V212H41ZM46 211V212H45ZM51 211V212H50ZM53 211V213H52ZM65 211H68L65 212ZM76 212V213H73V212ZM82 211H84L82 213ZM90 211V212H89ZM100 211V212H99ZM123 211L125 213L128 212V214L130 216H127V214L125 215L123 213ZM180 211V210H179ZM196 211V212H195ZM236 211V212H235ZM3 212V213H1ZM57 212V214H56ZM64 212V215H62ZM120 212V213H119ZM136 212V213H135ZM141 212V213H140ZM154 212V213H153ZM194 212V214H193ZM242 212V214H241ZM5 213V214H4ZM57 215V217L55 215H52L54 214ZM60 213H62L60 215ZM69 213H71L72 215H78L79 217H82L81 219L76 216V218H74V216H71V218L73 217V222H72V219L69 216ZM80 213V214H78ZM86 214V218H85V215H81V214ZM173 213V212H172ZM218 213V214H219ZM240 213V216H238V214ZM51 214V215H50ZM70 214V215H71ZM113 214V215H112ZM119 214V215H118ZM136 214H140V216L136 215ZM153 214V215H152ZM230 214V215H229ZM237 214V215H236ZM3 215V216H2ZM37 215V217H36ZM48 217H47V216ZM58 215H60L61 217H59ZM65 215L68 217H65ZM88 215V216H87ZM98 215V216H97ZM102 215V216H101ZM108 215V216H107ZM112 215V217H111ZM114 215H117V216H114ZM123 215V216H122ZM136 215V216H134ZM233 215V217L231 216ZM5 216V217H4ZM95 218H94V217ZM100 216V217H99ZM134 216V217H132ZM146 216V217H144ZM176 216H177V219H176ZM235 216V217H234ZM238 216V217H237ZM244 216V217H243ZM3 217V218H2ZM57 218V219H54V218ZM65 217V218H63ZM90 217H92L90 219ZM98 217V219L96 218ZM103 217V218H102ZM110 217L109 219H112L111 221H108L106 218ZM116 217V218H115ZM121 217V218H120ZM140 217V218H139ZM147 221L145 218H147ZM156 217V219H155ZM181 217V218H180ZM237 217V218H236ZM251 217V218H250ZM254 217V219H253ZM62 218V219H60ZM66 218L68 220H66ZM88 218V220H87ZM105 218V219H104ZM115 218V219H114ZM118 218V219H117ZM132 218V219H131ZM138 218V219H137ZM143 218V219H142ZM163 218V219H162ZM180 220H179V219ZM217 218V219H218ZM243 219L242 221H250L249 223L247 222L246 225L245 223L243 224V226L239 227V220L240 219ZM250 220H249V219ZM34 219V220H33ZM40 219V220H38ZM64 220V223L62 222ZM80 219V220H78ZM90 219V220H89ZM115 221H114V220ZM120 219V220H119ZM137 220L136 221H133V220ZM144 221H142V220ZM150 219V220H149ZM161 219V220H159ZM176 219V220H175ZM218 219V220H219ZM234 219H238V221L236 220L233 221ZM47 220V221H46ZM51 220V221H49ZM56 220L58 222H56ZM103 220V222L101 221ZM107 220V221H106ZM128 220V221H127ZM139 220V221H138ZM172 220V221H171ZM179 220V221H178ZM232 220V221H231ZM2 221H4L2 223ZM46 221V222H45ZM53 221V222H52ZM82 221V222H81ZM108 223V224H106ZM131 221V223H130ZM142 221V222H141ZM146 221V222H145ZM150 221V222H149ZM181 221V222H180ZM208 221H210V223H212V221L210 220V218H208ZM43 222V223H42ZM48 222V223H47ZM62 222V224L60 223ZM68 222V223H67ZM103 224H106L105 227L104 225L102 226ZM111 222V223H109ZM116 224L114 225L113 223ZM117 222H121V223H117ZM219 222V221H218ZM229 222V223H227ZM252 222V223H251ZM32 223V224H31ZM42 223V224H41ZM53 223V224H52ZM55 223H57L56 225H58V227L56 228L55 226ZM67 223V224H66ZM75 223H79L77 226H74L76 225ZM82 223V225H81ZM140 223V225L138 224ZM183 223V224H182ZM192 223V224H193ZM232 223V224H230ZM256 223V224H255ZM50 224V225H49ZM61 224V225H60ZM66 224V225H65ZM72 224V225H71ZM74 224V225H73ZM90 224V225H89ZM93 224V226H92ZM96 224V225H95ZM97 224H99L100 227H102L100 229L99 226H97ZM111 224L113 226H111ZM136 225L135 227H133L134 225ZM137 224L139 226H137ZM164 224V223H163ZM222 224V225H221ZM237 224V225H236ZM20 225V227H18ZM47 225V226H46ZM53 228H52V226ZM86 225V226H85ZM88 225V226H87ZM121 225V226H120ZM133 225V226H132ZM143 225V226H142ZM172 225V226H171ZM226 225V226H225ZM229 225V226H227ZM245 225V226H244ZM253 225V226H252ZM51 226V227H50ZM67 228H66V227ZM68 226L69 229H68ZM99 228H95V227ZM109 226V227H108ZM116 226V227H115ZM118 226V227H117ZM195 226V228L197 227V224L193 225ZM236 227L233 228L232 227ZM259 226H261L260 229ZM50 227V228H49ZM55 227V228H54ZM60 227V228H59ZM82 229H81V228ZM91 227V228H90ZM94 227V228H93ZM139 227V228H138ZM145 228L146 229V232H145V229H142V228ZM150 227L152 229H150ZM183 227V229H182ZM228 227V229H227ZM245 227V228H244ZM15 228V229H14ZM30 228V231H28ZM62 228V230H60ZM77 231H82L84 230V232L82 233H78ZM80 228V229H79ZM87 228V229H86ZM88 228L89 231H88ZM106 229V231H108L109 235L107 234V232L104 230ZM118 228V229H116ZM121 228L125 229V230H121ZM133 228V229H132ZM138 228V229H137ZM231 228V229H230ZM239 228V229H238ZM242 228V229H241ZM257 228V229H256ZM47 231H46V230ZM64 229V231H63ZM66 229V230H65ZM99 230L97 232V230ZM109 229V230H108ZM113 229V231L111 230ZM120 229V230H119ZM128 229H130V231H128ZM135 229V230H134ZM165 229V230H164ZM229 230V231H226ZM23 230V231H22ZM33 230V231H32ZM44 230V232H43ZM50 230V231H48ZM57 230V231H56ZM59 230V231H58ZM71 230V231H70ZM73 230V233H71ZM114 230L116 231V233L114 232ZM140 232H139V231ZM144 231V233H142L141 231ZM147 230H148V235L151 234V240L153 239L154 241V244L155 245H152L153 242L150 240L149 244L147 241L149 238H147ZM168 230V231H166ZM231 230V231H230ZM243 230V231H242ZM21 231V232H20ZM35 231V232H34ZM42 231V232H41ZM63 231V232H62ZM70 231V234L68 233ZM120 231H122L123 233H121ZM181 231H184V232H181ZM255 231V233H251ZM23 232V233H22ZM34 232V233H33ZM41 232V233H40ZM49 232V233H48ZM59 234H58V233ZM62 232V233H61ZM77 232V233H76ZM89 232V233H87ZM112 232V233H110ZM164 232H168V233H164ZM175 232H178V233H181L180 235L178 233H175ZM188 232V233H187ZM192 234H191V233ZM224 232V233H223ZM228 232V233H227ZM233 234H231V233ZM237 232V233H235ZM257 232V233H256ZM263 232V233H262ZM16 233V235H15ZM22 233V234H21ZM28 233H29V236H28ZM40 233V234H39ZM44 233V234H43ZM46 233H48V235H50L48 237V235H46ZM52 233V234H51ZM56 235H55V234ZM64 233V235L62 236V234ZM94 233V234H93ZM101 235H98L100 234ZM124 233H128V237L124 234ZM135 233V234H134ZM139 233V234H138ZM142 233V234H140ZM171 233H174V234H178L177 237L176 235L174 234H171ZM187 233V234H186ZM243 233V234H242ZM19 234V235H18ZM31 234V235H30ZM34 234V235H33ZM54 234V235H53ZM58 234V235H57ZM69 236H67V235ZM74 234H76L74 236ZM82 234V235H81ZM88 234V235H87ZM90 234V235H89ZM105 236H104V235ZM124 234V237L122 236ZM133 234V235H132ZM164 234L168 235L166 237V235L164 236ZM188 234H190V237L188 236ZM227 234V236L225 235ZM231 237H229L228 236ZM236 234V235H235ZM244 234H246V236H244ZM248 234V235H247ZM263 234V235H262ZM14 235V236H12ZM42 235V237H40ZM43 235H45L43 237ZM52 235V236H51ZM61 235V236H60ZM67 237H66V236ZM71 235L74 237L73 240L71 238ZM79 235V236H78ZM84 235V236H83ZM87 235V236H86ZM93 235V237H92ZM98 235V236H97ZM117 235V236H115ZM120 235V236H119ZM135 235V236H134ZM143 237H142V236ZM145 235V236H144ZM171 235V236H170ZM172 235H174L172 237ZM181 235L182 236H185L186 239H183L185 237H182L181 238ZM194 237L192 239V236ZM225 235V236H224ZM251 235V236H250ZM257 235V236H256ZM12 236V237H11ZM17 236V237H16ZM27 240H26V238ZM28 236V237H27ZM31 236V237H30ZM58 236V237H56ZM59 236L61 238H59ZM108 236H111L110 239ZM115 236V237H114ZM123 237V239L121 240V238ZM126 236V237H125ZM130 236V237H129ZM161 236V237H160ZM171 237V239H169L168 237ZM180 236V238H179ZM238 236V237H235ZM256 236V237H254ZM36 237V238H35ZM48 237V238H47ZM56 237V238H55ZM64 237V239H62ZM66 237V238H65ZM85 237V239H84ZM87 237V238H86ZM95 237V239H94ZM96 237H99V238H96ZM102 239L104 238V243H99L101 242V238ZM114 237V238H112ZM118 237V238H116ZM135 237H137L136 239H134ZM142 237V238H140ZM149 237V236H148ZM161 238L159 240H157L158 238ZM175 237V238H174ZM197 237V238H195ZM217 237H220V238H217ZM222 237H223V241H222ZM225 237V239H224ZM229 237V238H228ZM243 239H241V238ZM253 237V238H252ZM258 237V238H257ZM16 238V239H15ZM23 238V239H22ZM33 239L32 243H31V240ZM34 238H35V242L34 241ZM69 240H68V239ZM116 238V239H115ZM130 238V239H129ZM147 238V239H146ZM167 238V239H166ZM174 238V239H173ZM176 238H179L177 239V241L175 242V239ZM190 238V239H189ZM216 241L213 240V239ZM227 238V239H226ZM239 240L240 238V242L238 240H234V239H237ZM259 238H261L259 240ZM15 239V240H14ZM20 239V240H19ZM49 239V240H48ZM59 239V240H58ZM74 239L75 241L77 240L78 242L75 244L74 242ZM100 239V241H99ZM112 239H115V244L114 242H112ZM120 239V240H119ZM128 240V243L126 244V240ZM133 239V240H132ZM174 241H173V240ZM185 240V242H183ZM203 239V240H202ZM219 239V242L217 241ZM257 239L259 241H257ZM30 240V241H29ZM39 240V241H38ZM64 240L67 241V243L65 242H62ZM94 240V241H93ZM97 240V242H96ZM108 240V241H107ZM110 240V241H109ZM125 240V241H124ZM129 240L131 241V243L129 242ZM134 240L135 243L133 242ZM143 240V242L145 241L146 243H141ZM163 240H165L163 242ZM170 240V241H169ZM199 240V241H198ZM202 240V241H201ZM205 240V241H204ZM214 241L213 244L210 243V241ZM226 240V241H225ZM230 240V241H229ZM234 240V241H233ZM244 240V241H242ZM248 240V241H247ZM250 240H252L250 242ZM28 241L30 242V244L28 245ZM55 241V242H54ZM58 241V242H57ZM70 241V242H69ZM158 241V242H156ZM161 241V242H160ZM168 243H167V242ZM179 241V242H178ZM185 243V244H183ZM189 241V243H188ZM192 241V242H191ZM226 243H225V242ZM247 241V242H246ZM48 242V243H47ZM72 245V243L74 242V244L76 246H73L72 248L70 246H68L69 243ZM72 242V243H71ZM95 242L97 244H95ZM103 242V240H102ZM118 242V243H117ZM134 244H133V243ZM137 242V243H136ZM165 242L169 245H171V249H170V246L167 244H165ZM180 242L182 244H180ZM198 242V243H197ZM203 242V243H201ZM205 242L207 243L206 246L204 245L203 247V244H205ZM230 242V244L228 245L227 243ZM234 242V243H233ZM242 242H245V243H242ZM249 242V243H248ZM260 242V243H259ZM22 243V244H21ZM37 243V244H35ZM61 243V244H60ZM81 243V245H80ZM109 243V244H108ZM139 243V244H138ZM164 244V246L162 244ZM177 243V244H176ZM179 243V244H178ZM193 243V244H192ZM233 243V244H232ZM236 243V245H235ZM241 246H238L240 245ZM248 243V245H247ZM257 243H259L257 245ZM14 244V245H13ZM16 244V245H15ZM18 244V245H17ZM21 244V245H20ZM26 244V249L31 252L33 250V252L29 253L27 252V250L24 248ZM35 244V245H34ZM54 244V245H53ZM66 244V245H64ZM78 244H79V247H78ZM84 244V245H83ZM90 244V245H89ZM107 244V245H106ZM111 244H114L113 246L115 247H119V249L115 248V247H112ZM119 244V245H117ZM130 244V245H129ZM132 244V245H131ZM158 244H160V246H158ZM176 244V245H175ZM188 244V246H187ZM192 244V245H191ZM196 244V245H195ZM201 246L202 244V248L199 247ZM212 245V247L210 245ZM220 244V245H218ZM223 244L226 246L227 244V247L223 246ZM38 247H37V246ZM64 245V246H63ZM87 245V246H85ZM98 245H101L98 246ZM103 245V246H102ZM110 245V246H109ZM129 245V246H127ZM174 245V246H173ZM178 245V246H177ZM196 249H195V247ZM222 245V246H221ZM231 245V246H230ZM251 245V246H250ZM15 246V247H14ZM29 246V247H28ZM37 248H36V247ZM49 246H53V247H49ZM92 246V248H90ZM95 246V247H94ZM122 246V247H121ZM136 247L135 250L133 251V247ZM156 250H149L151 249L152 247ZM155 246V247H154ZM162 248V246L167 250H165L164 248H158V247ZM184 247L183 248H178V247ZM191 246V247H190ZM207 246L209 247L207 249ZM219 246V247H218ZM229 246V247H228ZM237 246V248L234 247ZM245 246V247H244ZM250 246V247H249ZM35 247V248H34ZM62 249H61V248ZM68 247V248H67ZM98 247V248H97ZM105 247V249L103 248ZM108 247V248H106ZM112 247V248H111ZM128 247V252H127V249L126 248ZM130 247H132V251L129 249ZM151 247V248H149ZM188 247H190V249H188ZM194 247V248H193ZM216 248V250L214 248ZM219 249H218V248ZM261 247V248H259ZM11 248V249H10ZM24 248V249H23ZM30 248V249H29ZM34 248V249H33ZM41 250H40V249ZM58 248V249H57ZM66 249V252L64 249ZM75 248V249H73ZM80 248V249H79ZM81 248L83 250H81ZM96 248L98 250H96ZM112 250H110V249ZM178 248V253L175 252L176 249ZM192 248V249H191ZM206 248V249H205ZM211 248H213L214 250H211ZM229 248V249H227ZM234 250H233V249ZM240 250H239V249ZM249 248V249H248ZM13 249V250H12ZM20 249H23L20 250ZM53 249H55L54 252H51ZM61 249V250H60ZM71 249V251H69ZM79 249V250H78ZM93 249V250H91ZM100 249H102L100 251ZM121 249V250H120ZM122 249L124 251H122ZM146 249V250H145ZM182 249V254L183 257L180 255L181 252H179L180 250ZM196 251H195V250ZM198 249H200L201 251H198ZM205 251L203 252L202 251ZM226 249V252L229 254L227 255L225 250ZM231 249V251H230ZM243 249V250H242ZM262 249V250H261ZM10 250H11V253H10ZM68 254H64V252ZM81 250V251H80ZM89 250H91L92 252H90ZM104 250V251H103ZM115 250V251H114ZM119 250V251H118ZM148 250V252H147ZM165 250V251H164ZM168 250H171L172 253H168ZM174 252H173V251ZM186 250V251H185ZM191 250V251H190ZM196 252H194V251ZM219 250V251H218ZM224 250V251H222ZM229 250V251H228ZM256 250V251H255ZM15 251V253L13 252ZM18 251H21V252H18ZM73 251V253H72ZM76 251V252H74ZM79 251V252H78ZM83 251H86V252H90L88 253V255ZM98 251V252H97ZM108 251L110 253H108ZM112 251V252H111ZM118 251V252H117ZM130 254V251H131V254L128 255L127 253ZM141 251V252H139ZM147 253V255L145 256V254ZM159 251L161 254H159ZM166 251L168 253V255L166 254ZM190 252V256L188 255V252ZM198 251V253H197ZM218 253H216V252ZM237 253L235 255V253ZM238 251V252H236ZM59 252V254H58ZM71 252V253H69ZM83 254H81V253ZM98 254H97V253ZM120 252H122L120 254ZM154 252V253H153ZM187 252V255L189 256H184L185 253ZM201 252V254H200ZM203 252V253H202ZM232 252V253H231ZM241 252V253H240ZM14 253V254H13ZM27 253V254H26ZM29 253V254H28ZM57 253V255H56ZM62 253H63V256H62ZM75 253V256L72 254ZM77 253V254H76ZM95 253V254H94ZM143 253V254H142ZM150 253V254H149ZM155 253H158L160 256H156ZM174 253V254H173ZM177 253V254H176ZM213 253V254H212ZM221 253V254H220ZM231 253V254H230ZM245 253V254H244ZM251 253V254H250ZM253 253V254H252ZM10 254V255H9ZM16 254V255H15ZM25 256H24V255ZM35 254L33 257L35 258H30L31 255ZM79 254V255H78ZM86 254V255H84ZM114 254V257H116L114 259L113 255ZM120 256H119V255ZM124 254V255H123ZM125 254L127 256H125ZM155 254L153 257L152 255ZM174 255L175 258H177V256L180 258H177L176 261H175V258L171 257V255ZM206 256V259L204 258ZM209 254V255H208ZM241 254V255H240ZM13 255V256H12ZM51 255H52V258H51ZM61 255V256H59ZM116 255V256H115ZM143 255L145 257H148L147 259L150 260L148 261L145 257H143ZM151 258H149L150 256ZM164 255V256H162ZM208 255V256H207ZM219 255H222L223 258H221V256ZM261 257H260V256ZM6 256V258H5ZM14 256H17V257H14ZM21 256V257H20ZM23 256V257H22ZM55 258H54V257ZM70 256V257H69ZM78 258H77V257ZM82 257L80 259V257ZM88 256V260H86L87 258H83V257H87ZM142 256V257H141ZM182 258H181V257ZM199 256H201L199 258ZM204 256V257H203ZM212 258H210V257ZM217 256V257H216ZM225 256V257H224ZM227 256V258H226ZM236 256V258H235ZM238 256V257H237ZM246 256V257H245ZM37 257V258H36ZM61 259H57V258H60ZM64 257V258H63ZM69 257V259H68ZM75 257V260L73 259ZM131 257V258H130ZM169 257V259L167 260V258ZM171 257V258H170ZM186 257V258H184ZM209 260H208V258ZM218 258L220 257L219 259H214V258ZM256 257V258H255ZM4 258V259H3ZM13 258V259H12ZM16 258V259H15ZM18 258H22L20 259V261L18 260ZM26 258V259H25ZM63 258V259H62ZM77 258V259H76ZM140 258H143V260H141ZM156 258H157V261H156ZM159 258V259H158ZM162 258V259H161ZM191 258V260H190ZM198 258L200 259L198 261ZM203 258V259H201ZM225 258V260H224ZM229 258V259H228ZM233 258V259H232ZM238 258V260H237ZM246 258V259H245ZM259 258V259H258ZM6 259V260H5ZM25 259V260H24ZM71 259L73 262H71ZM78 259H80L78 261ZM84 259V260H83ZM119 259H122L121 262L119 261ZM139 259V261H138ZM154 259V261H152ZM164 259V260H163ZM174 259V260H173ZM185 259V260H184ZM187 259H189L187 261ZM195 260L194 261H192ZM197 259V260H196ZM215 262H214V260ZM228 259V260H226ZM232 259V260H231ZM240 259H244V262ZM263 259V261H261ZM31 260V261H30ZM33 260V261H32ZM35 260V261H34ZM66 260V261H65ZM129 260V261H128ZM137 260V261H135ZM158 260L160 262H158ZM179 260V262H178ZM206 260V261H205ZM212 260V261H210ZM235 260V262H234ZM16 261V262H15ZM53 261V262H52ZM56 263H55V262ZM69 261V262H68ZM85 261V263L83 262ZM93 261V262H92ZM165 261H169V262H165ZM185 261V263L183 262ZM191 261V262H190ZM198 261V262H197ZM202 262H205V263H201ZM232 261V263H231ZM247 261V262H246ZM15 262V263H14ZM22 262V263H20ZM64 262V263H63ZM77 262V263H76ZM107 262V263H106ZM110 262L108 264H110ZM133 262H131V264H134ZM142 262V263H141ZM144 262V263H145ZM156 262V263H154ZM193 262V263H192ZM197 262V263H196ZM210 262V263H209ZM237 262V263H236ZM242 262V263H241ZM111 263V264H112ZM145 263V264H146ZM181 263V264H182Z\"/></svg>",
  "mask_w": 264,
  "mask_h": 264
},
{
  "label": "bare ground",
  "instance_id": "bare-ground-1",
  "mask_svg": "<svg viewBox=\"0 0 264 264\" xmlns=\"http://www.w3.org/2000/svg\"><path fill=\"white\" fill-rule=\"evenodd\" d=\"M17 0H12L11 2H10V0H5V2L3 1V3L1 4L0 3V63H4L5 64V66H6V68H7V70H8V75H12V76H14L16 79H19V78H22V75L24 76V75H31V74H36V72H38V74L39 75H41L42 77H49V76H51L52 75V77H54L53 76V74H55V69H57V68H59V67H64L65 66V70H70V68L72 67V66H75V61H74V54L77 52L76 50H73V51H71L70 53H69V55L68 56H59V55H56L54 58H52V59H49V58H45V56L43 55V54H40L41 56V58H40V60L38 59V60H36V58H31V55L30 54H28L27 56H24V57H19V55H16L15 53H13V52H9V50L10 49H12L11 48V44L13 43V42H15V40H16V38L17 37H22L23 35H25V33H23V32H21L20 31V29H23L21 26L23 25V27H24V22H19V21H17V22H14L13 24H9V23H5V24H3V25H1V21H2V16H1V14H3V13H5V12H8V11H11L12 9H13V7H14V3L16 2ZM66 1H68V0H40L38 3H36L35 5H34V7H36V6H39V8L37 9L38 11L36 12L38 15H36L37 17H43L44 15H45V13L46 12H48V11H52V10H55L56 8H58L60 5H64V3L66 2ZM103 1H108L109 3H112L111 5H113V4H117V3H119V1L118 0H103ZM155 1L156 0H147V2H149L150 4H151V8L154 10L153 12H155L154 13V15H153V17L152 18H150V26H156L157 24H158V22H159V20H160V18H162V16H165L166 14H168L169 12H171V10H173V11H175L176 9L178 10L179 8H180V6L183 4V3H185L186 2V0H162V2H160V1H158L159 3L158 4H155ZM233 1V0H232ZM246 1H250V2H248L247 4L248 5H246L245 4V2ZM264 1V0H263ZM106 2H104V5H102L101 6V4L99 3V2H97V5L96 6H94V4H90L91 3V1H90V3H88V9L90 10L89 11V13L90 14H100L101 16H107V18L110 20V21H112L111 22V25L110 26H112V27H114V30H115V36H114V39L115 38H118L119 36H121V35H123V36H125V37H128L129 35H131L130 33H128V28L126 27V26H124L125 24H124V21H123V19H124V17L126 16V14H122V16L121 15H118L119 13L116 11V13H115V11H113V9L114 8H112V7H114V6H109V5H106L107 3ZM146 2V1H145ZM141 3H144V0H142V1H139V3H137V5H136V9H135V16H136V19H137V21H135V22H137L139 25H140V27H141V25L143 24V22L142 21H140V19H139V16H138V13H140L141 11H143V13H144V9H143V7H142V5H141ZM157 3V2H156ZM233 3L234 4H232V2H227V1H220V3L219 2H216L214 5H212V6H210V7H208L209 8V10H207V12H206V15L204 16V18H202L203 20H202V23L203 24H201V25H203V26H205V28L207 27V29L209 30L210 29V31H211V29H215V30H217V32H223V31H221L220 29L222 28H224V27H228V30H229V34L227 35V40L228 41H231V44L233 45L232 47L233 48H230V50H227L228 48H227V46H226V50H224V47H223V51L221 50V52H223V63H221L220 65H218L217 63H216V67L214 68V66L212 67L211 65V67L212 68H210L209 70H212V72L214 73L215 72V74L218 72L219 73V71H220V74H218V76H220V80H217V89H216V95L218 96V98L220 97L221 99V119H217V118H214L213 117V115H212V112H211V110L216 106V104L214 103V102H216V101H209V100H211L212 98H214L213 97V92H211L210 90H208L209 92H204V90H202L200 93H198V94H196V95H190V97L186 100V102H185V104L183 105V110H184V115H187L186 116V118H188V117H190L191 118V121H186V122H184V124H176V130H179V131H181V130H184V131H186V133H185V135L184 134H182V135H184V136H182V135H180V134H178V138L176 139V140H173L172 139V141L171 142H168V143H166V146H168V147H170L171 149H172V152H171V155H170V157H169V162L167 163V164H164L165 163V161L164 160H161L160 159V154L158 155V152H159V144H158V146L157 145H155L154 146V148L152 149V150H150L151 151V154H150V158H151V161L153 162H155V163H157L158 164V167L160 168V172H159V179L160 178H163V177H165V179H166V177H169L171 174H174V173H176V174H180V175H188V173H190L191 172V170L192 169H185V168H183V164H182V161H180L181 160V156L179 155V151H180V148H179V145H178V141H180L181 143L180 144H187L189 141H190V135H192L194 138L196 137L195 135L197 134V137H198V139H197V142H196V146L197 147H195L196 148V153H197V155L195 156V158H194V160H193V162H196L197 160H199V159H205V158H208L207 160L209 161V163L212 165V169L215 171V172H217L218 170H216V169H218L219 167H220V172H222V173H224V171H226V174L227 175H230L231 176V179L228 181H225L224 182V186L222 187V189H220L219 187L217 188V189H215L216 191H214L213 192V190L211 189V188H205V189H203V190H201L198 194L199 195H196L195 197L194 196H190L191 198H192V200L191 201H189V200H181V199H183V198H185V196L182 198L181 197V199L179 200V202H176V203H174V205L172 206L173 207V209L172 208H167L165 211H163V212H161V216L164 218V220H163V222H160V221H158V220H154L153 218H152V216H151V219L152 220H150L149 222H150V226L152 227H156L157 228V230H155L154 231V235L152 236V237H154L155 236V238H157L156 236L158 235V233H160V231H162L163 229L162 228H167L168 230H166V231H168V232H171V229H170V227H168V226H170L169 225V217H171V219H172V217H174L175 215V213H176V215L178 216V214L177 213H181L182 214V217H183V219H184V230H187V231H193V233L195 232V231H199L200 233L202 232L203 234H205L208 238L209 237H215V236H219L220 234H221V228L223 229V226L220 228V219L218 218V216L221 214V213H219V212H216V210H215V208H211L210 206H211V204H217V203H213V202H216V200L217 199H220L219 201H221L219 204H218V207H222V206H228V207H231V208H233V209H236V207H237V200H233L232 198V200L230 199V200H227V198H230V197H232V195H234L233 193H234V191H235V193L236 194H238V196L240 195V200H241V195L243 194V196H242V199H248V197L247 196H249L250 194L252 195V193H254V192H252L251 191V193H250V191L248 190V187H250V189L251 188H253V186H256V188L255 189H257V190H255V191H258V192H256V193H259V192H261V191H264V189H262V186L264 185V173H262L260 176H257L256 178H253L254 177V175H255V173H254V171H253V173H254V175H252V176H247V177H249V178H253L254 180L255 179H257V182L258 183H256V180H255V183H254V181H250V179H247V180H245V181H242V180H240V179H238L237 177H235V176H233V172H234V168H236V167H240V166H243V167H246V169L247 168H249L250 170L251 169H256L257 168V166H256V164H257V162L259 161V160H262V159H264V86L263 87H260V88H254V87H256V86H253V88L251 87V84L249 83V84H245V86H244V88L243 89H241V90H238L237 91V93L234 95L235 97H237V98H235V99H233V98H231V99H233V100H229V98H230V91H232V87L231 86H229V87H231V88H225L224 89V83L225 82H230L231 80L233 81V79H235V81H236V79H238L237 77L238 76H241L240 74H245V75H251V74H253L252 75V77L254 76V77H256V76H260V77H256V78H258V79H263L264 80V38H260V37H258V36H256V34L255 33H253V30H254V28H253V30H252V23H256V24H260V25H262L263 27H264V18L262 19V15H264V2H262V1H260V0H236V1H233ZM46 4H49L47 7H44ZM195 3H193V4H191V5H194ZM243 5L245 6V8L243 7ZM123 6V5H122ZM127 6V5H126ZM41 8V9H40ZM127 8V7H126ZM87 9V10H88ZM121 9V8H120ZM119 9V10H120ZM123 9V8H122ZM121 9V10H122ZM125 9V8H124ZM33 10V9H32ZM35 10V9H34ZM115 10H117V9H115ZM118 10V11H119ZM202 10V9H201ZM172 11V12H173ZM188 11V10H187ZM186 11V9L181 13V14H179L177 17H175V18H173V19H171V20H168L169 21V25H167L168 27H171L172 29H173V32L175 31V30H177V26L179 25V21H180V19H181V17H182V15H185V16H187V17H189L190 15H191V11H189V12H187ZM34 12V11H33ZM55 12V11H54ZM124 12V11H123ZM176 12V11H175ZM51 13V12H50ZM117 14L119 17H118V20H117V17L115 16V14ZM193 13V12H192ZM252 13H254V15H252ZM29 14H30V12H29ZM55 14V13H54ZM67 14H69V12H67L66 13V15ZM121 14V13H120ZM175 14V13H174ZM197 14V13H196ZM200 14V13H199ZM205 14V13H204ZM31 15V14H30ZM62 15V14H61ZM91 15V16H92ZM235 15V16H234ZM46 16V15H45ZM63 16H65L64 14H63ZM90 16V17H91ZM100 16V17H101ZM129 16H130V14H129ZM141 16V15H140ZM62 16H60L59 15V17H57V19L59 20L60 18H61ZM96 18H97V16H95ZM94 17V18H95ZM174 17V16H173ZM63 18V17H62ZM61 18V19H62ZM191 18V17H190ZM189 18V19H190ZM37 19H39V18H37ZM101 19H102V17H101ZM188 19V20H189ZM92 20V19H91ZM96 20V19H95ZM105 20H107V19H105ZM88 21H90V20H88ZM93 21H94V19H93ZM97 21H98V19H97ZM103 21V20H102ZM148 21V22H149ZM187 21V20H186ZM27 22H30V21H27ZM104 22V21H103ZM122 22H123V24H122ZM145 22V21H144ZM148 22H147V24L146 25H148ZM177 22V23H176ZM201 22V21H200ZM62 23V22H61ZM88 23V22H87ZM119 23H121L122 24V26H121V24L119 25ZM127 23V22H126ZM183 23V22H182ZM160 24V23H159ZM87 25V24H86ZM119 25V26H118ZM163 25V24H162ZM105 26V25H104ZM110 26H109V28H110ZM143 26V25H142ZM187 26V25H186ZM189 26V25H188ZM191 26H192V24H191ZM190 26V27H191ZM194 26H196L195 24H194ZM254 26V25H253ZM86 26H85V23H82V22H80L79 23V30L78 31H81L82 29H84ZM88 27H90V26H88ZM161 27V26H160ZM180 27V26H179ZM178 27V28H179ZM183 27V26H182ZM184 27H185V25H184ZM183 27V28H184ZM189 27V28H190ZM193 27V26H192ZM198 27H200V26H198ZM102 28H104L103 27V25H98V29H102ZM142 28V27H141ZM165 26H162V29L163 30H165V29H168L167 27L165 28ZM170 28V29H171ZM19 31H18V30ZM72 29V28H71ZM86 29H89V28H86ZM171 29V30H172ZM187 29V28H186ZM186 29H184L185 31H186ZM195 29V28H194ZM202 29H204V28H202ZM206 29V30H207ZM260 29V28H259ZM37 30H38V28L36 27L35 28V30H34V33L36 34L37 33ZM77 30V29H76ZM75 30V31H76ZM180 30V29H179ZM183 30V31H184ZM192 30V29H191ZM214 30V31H215ZM219 30V31H218ZM227 30V29H226ZM256 30V29H255ZM254 30V31H255ZM258 30V29H257ZM72 31V30H71ZM71 31H69L68 30V32H71ZM202 31V30H201ZM210 31H209V33H210ZM130 32V31H129ZM181 32V31H180ZM200 32V31H199ZM198 31L196 32L197 34L199 33ZM225 32V31H224ZM223 32V33H224ZM228 32V31H227ZM227 32H225L224 34H227ZM260 32V31H259ZM83 33H87V32H84L83 31ZM167 33V32H166ZM169 33V32H168ZM171 33V32H170ZM175 33V32H174ZM188 33V32H187ZM203 33V32H202ZM212 33V32H211ZM214 33H216V32H214ZM214 33H212L213 35H215ZM178 34H179V32H178ZM195 34V33H194ZM200 34V33H199ZM205 35H206V33H204ZM204 34H202V35H204ZM218 34V33H217ZM48 35V34H47ZM67 35V34H66ZM73 35V34H72ZM87 35V34H86ZM93 35V34H92ZM165 35V34H164ZM182 36H183V33L181 34ZM189 35V34H188ZM192 35V34H191ZM196 35V34H195ZM194 35V36H195ZM201 35V36H202ZM71 36V35H70ZM177 36V35H176ZM178 36H180V35H178ZM177 36V37H178ZM194 36L192 35V36H190V37H193L194 38ZM206 36H210V35H206ZM223 36H225V35H223ZM98 37V36H97ZM162 37V36H161ZM160 37V38H161ZM169 37H170V40H172L171 42H169L170 44V46L171 47H173L174 45H176V43H177V41L175 40V39H177V38H175V34H173L172 36H170L169 35ZM186 37V35L185 36H183V38H185ZM190 37H189V39H190ZM205 37V36H204ZM203 36L201 37V38H203V39H205ZM216 37V36H215ZM52 38H55V39H57L55 42H57L58 41V38L55 36V35H52L51 36V38H50V40L48 41L47 40V38L46 37H44V42H53V40H51ZM165 38V37H164ZM182 38V39H183ZM193 38H191V40L193 41ZM207 38H209V37H207ZM217 38V37H216ZM225 38V37H224ZM85 39V38H84ZM83 39V40H84ZM88 39V38H87ZM189 39L187 40V38H186V41H189ZM198 39V41H194L195 43H196V46L195 47H193L194 49H191L190 51L192 52V50H196L198 47H199V45H202V44H204V43H202V44H199V45H197L198 43H201V41H199V38H198V36H197V38H196V40ZM203 39H202V42H203ZM210 39H211V37H210ZM60 40V39H59ZM62 40V39H61ZM71 40V39H70ZM147 40V39H146ZM157 40V39H156ZM160 40V39H159ZM163 40V39H162ZM169 40V41H170ZM222 40V39H221ZM180 41H181V39H180ZM205 41L207 42V45L209 46V43H211V42H215L216 40L215 39H211L210 41L209 40H206L205 39ZM69 42V41H68ZM83 42V41H82ZM109 42H111V41H109ZM136 42H142V43H144L143 42V40L142 39H139V41H136ZM146 42V41H145ZM148 42V41H147ZM146 42V43H147ZM155 42V41H154ZM179 42V41H178ZM182 42V41H181ZM225 43H227V41H224ZM70 43H71V41H70ZM85 43V42H84ZM83 43V44H84ZM107 43V42H106ZM184 44H185V42H183ZM187 43V42H186ZM189 43V42H188ZM194 43V44H195ZM217 43V42H216ZM224 43V44H225ZM228 43H230V42H228ZM241 43H243V44H241ZM76 44V43H75ZM74 44V45H75ZM110 45L108 46V50H111L112 51V49L110 48L111 47V43H109ZM183 44V45H184ZM213 44H215V43H213ZM219 44V43H218ZM245 44V45H244ZM73 45V46H74ZM142 45H144V44H142ZM179 45H181V44H179ZM178 45V46H179ZM206 45V44H205ZM217 45V44H216ZM228 45V44H227ZM244 45V46H243ZM70 46V45H69ZM105 46V45H104ZM107 46V45H106ZM160 46V45H159ZM208 46H206V48L208 47ZM211 46V45H210ZM215 46V45H214ZM155 47V46H154ZM167 47V46H166ZM180 47V46H179ZM220 47H221V45H220ZM219 47V48H220ZM147 48H149V47H147ZM150 48H151V45H150ZM165 48V47H164ZM175 48V47H174ZM187 48V47H186ZM212 48V47H211ZM219 48L217 49V50H219ZM168 49H169V46H168ZM171 49V48H170ZM42 50V49H41ZM167 50V49H166ZM171 50H173V49H171ZM215 50V49H214ZM217 50H215V51H217ZM110 51V52H111ZM175 51V50H174ZM199 51V50H198ZM203 51H204V49H203ZM214 51V53H217V52H215ZM82 52V51H81ZM109 52V53H110ZM160 52V51H159ZM167 52V51H166ZM181 52V51H180ZM184 52V51H183ZM195 51H193L192 53H191V56H194V55H192L193 53H194ZM197 52V51H196ZM195 52V53H196ZM209 52H210V50H209ZM218 52H220V51H218ZM86 53V52H85ZM93 53V52H92ZM106 53V52H105ZM157 53V52H156ZM155 53V54H156ZM194 53V54H195ZM214 53H212L211 52V54H214ZM37 54H39V53H37ZM100 54V53H99ZM159 54V53H158ZM161 54V53H160ZM167 54H170L169 53V50H168V53ZM172 54V53H171ZM177 54V53H176ZM176 54H175V58H176ZM181 54V53H180ZM186 54V53H185ZM184 54V55H185ZM188 54V53H187ZM189 54H190V52H189ZM198 54V55H197ZM205 54H207V52H205ZM210 54V53H209ZM210 54V55H211ZM80 55H82V54H80ZM108 56H109V54H107ZM178 55V54H177ZM220 55V54H219ZM163 56H167V55H163ZM171 56V55H170ZM174 56V55H173ZM187 56V55H186ZM190 56V55H189ZM196 56H200L199 55V52L198 53H196ZM217 54L216 55H214V56H209V57H213V62H214V57L216 58L215 60H219V57L217 56ZM69 57V59H67ZM76 57H77V55H76ZM81 57V56H80ZM160 57V56H159ZM169 57V56H168ZM172 57V56H171ZM182 57H183V55H182ZM195 57V56H194ZM221 57V58H222ZM87 58V57H86ZM109 59H113V55H110L109 57H108ZM108 58H106V57H102L100 60H99V62H98V65H99V67L101 68V70L103 69L104 70V72L106 73L105 74V77H104V80L106 79V77L108 78V79H110V77H111V79L113 78L112 77V70L114 69H111V67H112V65H111V62H109L108 61ZM166 58V57H165ZM184 58V57H183ZM182 58V59H183ZM191 58V57H190ZM189 57H188V59H190ZM204 58V57H203ZM46 59H49L50 60V62H49V64H47V67L46 68H44V66H42L41 65V63L43 64V62L42 61H46ZM78 59V58H77ZM144 59V58H143ZM156 59V58H155ZM173 59V58H172ZM199 59H200V57H199ZM210 59H212V58H210ZM80 60V59H79ZM82 60V59H81ZM89 60V59H88ZM115 60V59H114ZM158 60V59H157ZM165 60V59H164ZM191 60V59H190ZM190 60H188V61H190ZM196 60H198V59H196ZM203 60H205V59H203ZM206 60H207V55H206ZM95 61V60H94ZM163 61V60H162ZM174 62H175V59L173 60ZM172 61V62H173ZM177 61V60H176ZM179 61V60H178ZM184 61V60H183ZM193 61V60H192ZM201 61V60H200ZM200 61H198V62H196V63H199ZM208 61H210V60H208ZM212 61V60H211ZM87 62V61H86ZM171 62V63H172ZM194 62V61H193ZM192 62V63H193ZM207 62V61H206ZM213 62H211V63H213ZM216 62V61H215ZM222 62V61H221ZM94 63V62H93ZM114 63V62H113ZM154 63V62H153ZM163 63H165V62H162V64ZM176 63V62H175ZM185 63V62H184ZM186 63H187V60H186ZM191 63V61H190V64H192ZM90 64V63H89ZM170 64V63H169ZM195 64V63H194ZM202 64V63H201ZM203 64H205V63H203ZM215 64V63H214ZM82 65L83 64H81V67H82ZM92 65H94V64H92ZM172 65V64H171ZM189 65V64H188ZM196 65V64H195ZM198 65V64H197ZM196 65V67H198ZM3 66V65H2ZM78 68H79V66L78 65H76ZM86 66V65H85ZM162 66V65H161ZM173 66V65H172ZM180 66H182V64L180 65ZM183 66H184V64H183ZM193 66V65H192ZM192 66H190V68L192 67ZM205 66V65H204ZM203 66V67H204ZM98 67V68H99ZM167 67V66H166ZM201 67V66H200ZM202 67V68H203ZM169 68V67H168ZM175 68H177V67H175ZM189 68V67H188ZM208 67H206V69H207ZM84 69H87V68H84ZM90 69V68H89ZM96 69V68H95ZM166 69V68H165ZM185 69H186V67H185ZM64 70V71H65ZM72 70H73V68H72ZM74 70H76V69H74ZM100 70V71H101ZM172 70V69H171ZM175 70V69H174ZM177 70V69H176ZM175 70V71H176ZM179 70V69H178ZM177 70V71H178ZM203 70V69H202ZM86 71V70H85ZM99 71V72H100ZM114 71H116V70H114ZM174 71V72H175ZM206 71V70H205ZM217 71V72H216ZM20 72H23L22 74H20ZM84 72V71H83ZM94 73H95V71H93ZM103 72V73H104ZM173 72V71H172ZM180 72H182V71H180ZM185 72V71H184ZM196 72H198V70L196 71ZM200 72V71H199ZM211 72V73H212ZM19 74V75H21V76H17V75H14V74ZM66 73V72H65ZM71 73V72H70ZM102 73V74H103ZM115 73V72H114ZM113 73V74H114ZM158 73V72H157ZM156 73V74H157ZM159 73H160V71H159ZM165 74H166V71L164 72ZM169 73V72H168ZM195 73V72H194ZM193 73V74H194ZM208 73V72H207ZM156 74H155V76H156ZM162 74V73H161ZM172 74V73H171ZM186 74V73H185ZM197 74V73H196ZM198 74H200V73H198ZM214 74V75H215ZM6 75V74H5ZM58 75V74H57ZM64 75V74H63ZM82 75V74H81ZM93 75V74H92ZM91 74L89 75V76H92ZM96 75V74H95ZM104 75V74H103ZM102 75V76H103ZM159 74H157V76H158ZM167 75V74H166ZM173 75V74H172ZM176 75H177V72H175V74H174V76L176 77ZM189 75V74H188ZM187 75V76H188ZM192 75V74H191ZM191 75H190V77H191ZM207 75V74H206ZM209 75V74H208ZM213 75V74H212ZM70 76V75H69ZM69 76H68V79H69ZM88 76V74H87V77H89ZM113 76H115V74L113 75ZM118 75H116V77H117ZM160 76V78H161V75H159ZM180 77V75H177V77ZM198 76V75H197ZM59 77V78H58ZM58 79H56L57 80V82L60 84L61 82H64L66 79H65V76L64 77H61V76H59L58 75ZM80 77V76H79ZM94 77V76H93ZM100 77V76H99ZM123 77V76H122ZM166 77V76H165ZM165 77H164V79L163 80H166L165 79ZM168 77V76H167ZM185 77H186V75H185ZM209 77H211L210 75H209ZM213 77V76H212ZM243 77V76H242ZM251 77V78H252ZM253 77V78H254ZM75 78V77H74ZM77 78V77H76ZM75 78V79H76ZM89 78H92V77H89ZM89 78H87V80L89 79ZM95 78V77H94ZM96 78H97V76H96ZM95 78V79H96ZM155 78V77H154ZM159 77H157L156 78V81H157V79H158ZM172 78V77H171ZM194 78H195V75H194ZM200 78V77H199ZM201 78H202V76H201ZM249 78V77H248ZM252 78V79H253ZM255 78V79H256ZM50 79V78H49ZM54 79V78H53ZM82 80H83V78H81ZM84 79H86V77L84 78ZM99 79H102L103 80V78H99ZM127 79V78H126ZM136 79V78H135ZM153 78H151V80H152ZM173 79H174V77H173ZM178 79V78H177ZM179 79H181V78H179ZM192 79H193V76H192ZM192 79H190V80H192ZM206 79V78H205ZM211 79V78H210ZM4 80V79H3ZM19 80H21V79H19ZM44 80V79H43ZM52 80V79H51ZM55 80V81H56ZM80 80V79H79ZM82 80H80V82L82 81ZM107 80V79H106ZM116 80V79H115ZM115 80L114 81H112L111 80V82H115ZM125 80V79H124ZM141 80V79H140ZM168 80H171V79H167V81ZM175 80V79H174ZM173 80V81H174ZM184 80V79H183ZM198 80V79H197ZM214 80V79H213ZM240 80H241V78H240ZM100 81V80H99ZM135 80L133 79V82H134ZM159 81V80H158ZM157 81V82H158ZM173 81H172V83H173ZM177 81V80H176ZM175 81V82H176ZM180 81V80H179ZM241 81H243V80H241ZM45 82V81H44ZM53 82V81H52ZM76 82H78V81H76ZM83 82V81H82ZM87 82V81H86ZM107 82V81H106ZM129 82V81H128ZM131 82V81H130ZM157 82H155V83H157ZM192 82V81H191ZM205 82V81H204ZM260 82H262V81H260L259 80V83ZM47 83V82H46ZM65 83V82H64ZM68 83H69V81H68ZM71 83V82H70ZM91 83H93V81L91 82ZM95 83V82H94ZM118 83V82H117ZM132 83V82H131ZM146 83V82H145ZM149 83H151V81L150 82H148V84ZM163 83H166V82H163ZM162 83V84H163ZM185 83V82H184ZM183 83V87H185L184 85L186 84V83H189V82H187L186 81V83L184 84ZM197 83V82H196ZM232 83H234V82H232ZM41 84V83H40ZM40 84H38V85H40ZM73 84V83H72ZM74 84H75V82H74ZM77 84V83H76ZM75 84V85H76ZM81 84V83H80ZM109 84H110V82H109ZM144 84V83H143ZM142 84V85H143ZM147 84V83H146ZM151 84H153V83H151ZM150 84V85H151ZM161 84V85H162ZM168 84V83H167ZM167 84H165L166 86H167ZM169 84H171L170 82H169ZM168 84V85H169ZM175 84H178V83H175ZM179 84H181V82L179 83ZM206 84V83H205ZM209 84V83H208ZM214 84H216L215 82H214ZM241 84V83H240ZM258 84V83H257ZM256 84V85H257ZM1 85V84H0ZM53 85H54V83H53ZM78 85V84H77ZM85 85V84H84ZM92 85H95V84H92ZM91 85V86H92ZM108 85V84H107ZM114 85V84H113ZM116 85V84H115ZM122 85V84H121ZM201 85V84H200ZM207 85V84H206ZM211 85V84H210ZM228 85V84H227ZM233 85V84H232ZM47 86V85H46ZM57 86V85H56ZM64 86H66V85H64ZM81 86H82V84H81ZM86 87H87V85H85ZM99 85H97V87H98ZM101 86V85H100ZM117 86V85H116ZM156 86V85H155ZM157 86H160V84L158 85L157 84ZM156 86V87H157ZM170 86V85H169ZM173 86V85H172ZM172 86H170V87H172ZM187 86H188V84H187ZM186 86V87H187ZM236 86H238V85H236ZM236 86H234V88H236ZM33 87V86H32ZM40 87V86H39ZM45 87V86H44ZM90 87V86H89ZM94 87V86H93ZM145 87V86H144ZM144 87H142V89L144 88ZM148 87V86H147ZM161 87V86H160ZM164 87V86H163ZM169 87V88H170ZM179 87V86H178ZM178 87H177V89H178ZM186 87H185V89H186ZM201 87H205L204 85L203 86H201ZM239 87V86H238ZM17 88V87H16ZM30 88V87H29ZM34 88H35V86H34ZM52 88H54V86L52 87ZM63 88V87H62ZM67 88V87H66ZM76 88H78L77 86H76ZM81 87L79 86V89H80ZM176 88V87H175ZM180 88H181V86H180ZM188 88V87H187ZM207 88V87H206ZM209 88H211V87H209ZM208 88V89H209ZM241 88V87H240ZM252 88V89H251ZM54 89H56V88H54ZM84 89V88H83ZM109 89H111V88H109ZM150 89V88H149ZM164 89V88H163ZM183 89V88H182ZM182 89L180 90V89H178V90H180V92L182 91ZM199 89V88H198ZM238 89V88H237ZM17 90V89H16ZM25 90V89H24ZM35 90V89H34ZM50 90V89H49ZM49 90H48V92H49ZM81 90H82V88H81ZM85 90V89H84ZM84 90H82L81 92H84ZM92 90V89H91ZM91 90H88V91H91ZM94 90H96V89H94ZM97 90H98V88H97ZM106 90H108L107 88H106ZM139 90V89H138ZM162 90V89H161ZM168 90V89H167ZM172 90V89H171ZM171 90H169V92L171 91ZM173 90H176V89H173ZM190 90V89H189ZM207 90V89H206ZM3 91V90H2ZM40 91V90H39ZM63 91V90H62ZM87 91V90H86ZM113 91H115L114 89H113ZM146 91V90H145ZM164 91V90H163ZM214 91V90H213ZM236 91V90H235ZM28 92H30V90H28ZM46 92V91H45ZM100 92H102V91H100ZM99 92V93H100ZM107 92V94H108V91H106ZM105 92V93H106ZM116 92V91H115ZM128 92V91H127ZM130 92V91H129ZM132 92V91H131ZM162 92V91H161ZM165 92V91H164ZM42 93V92H41ZM54 93V92H53ZM52 93V94H53ZM109 93H110V91H109ZM111 93H113V92H111ZM109 94V96H107L108 98H110V96L112 95V94ZM117 93V92H116ZM125 93V92H124ZM167 93V92H166ZM175 93V92H174ZM177 93V92H176ZM190 93V92H189ZM215 93V92H214ZM38 94V93H37ZM35 95V96H37L38 97V95ZM65 95H66V93H64ZM79 94V93H78ZM77 94V95H78ZM90 94H93V93H90ZM94 94H96V93H94ZM107 94H105V95H107ZM123 94V93H122ZM132 94V93H131ZM172 94V93H171ZM170 94V95H171ZM187 94V93H186ZM252 94H254V95H252ZM39 95H40V93H39ZM48 95V94H47ZM49 95H50V93H49ZM55 95V94H54ZM99 95V94H98ZM101 95V94H100ZM124 95L126 96L127 94L125 93V94H123V97H124ZM137 96V94H134V96ZM170 95H168V96H170ZM176 95V94H175ZM43 96V95H42ZM57 96V95H56ZM55 96V97H56ZM71 96V95H70ZM83 96V95H82ZM104 96V95H103ZM113 96V95H112ZM119 96H120V91H119ZM118 96V97H119ZM178 96V95H177ZM216 96V97H217ZM46 97H48V96H45V98ZM54 97V98H55ZM61 97V96H60ZM90 97V96H89ZM88 97V98H89ZM92 97V96H91ZM114 97V96H113ZM127 97V96H126ZM129 97H130V95H129ZM138 97V96H137ZM136 97V98H137ZM172 97H174L173 95H172ZM203 97V100H199L200 98H202ZM44 98V97H43ZM86 98H87V96H86ZM85 98V99H86ZM133 98V97H132ZM169 98V97H168ZM175 98V97H174ZM204 98L205 99H207L208 100V103H207V101H205L206 102V105H208V111H207V107H206V109H203V110H201V109H199V108H197V106L198 105H200L202 102H204ZM78 99V98H77ZM84 99V98H83ZM83 99H78V100H83ZM111 99V98H110ZM109 99V100H110ZM119 99V98H118ZM123 99V98H122ZM134 99V98H133ZM163 99H164V97H163ZM163 99H162V101H163ZM216 99V98H215ZM48 100H50V101H52L51 100V98L50 99H48ZM48 100L47 101H45V102H48ZM90 99H88V101H89ZM105 100H106V98H105ZM114 100H117V98H115ZM126 100V99H125ZM176 100V99H175ZM214 100V99H213ZM219 100V99H218ZM30 101V100H29ZM63 101V100H62ZM66 101V100H65ZM74 101H75V99H74ZM87 101V102H88ZM107 101V100H106ZM111 101V100H110ZM127 101V100H126ZM132 101V100H131ZM130 100H129V102H131ZM176 101H178V100H176ZM61 102V101H60ZM86 102V103H87ZM113 102V101H112ZM117 102V101H116ZM124 102V101H123ZM218 102V101H217ZM42 103V102H41ZM58 103V102H57ZM72 103V102H71ZM78 103V102H77ZM80 103V102H79ZM82 103V102H81ZM114 103V102H113ZM134 103V102H133ZM153 103V102H152ZM220 103V102H219ZM218 103V104H219ZM124 104V103H123ZM126 104H127V102H126ZM129 104H131V103H129ZM144 104V103H143ZM146 104V103H145ZM156 104V103H155ZM173 104V103H172ZM178 104V103H177ZM215 104V106H212V105H214ZM35 105V104H34ZM43 105V104H42ZM51 104H49V106H50ZM53 105V104H52ZM55 105V104H54ZM119 105V104H118ZM117 105V106H118ZM175 105V104H174ZM173 105V106H174ZM67 106V105H66ZM69 106H71L70 104H69ZM77 106V105H76ZM119 106H121V105H119ZM133 106V105H132ZM164 106V105H163ZM179 106V105H178ZM80 107H81V105H80ZM130 107V106H129ZM172 107V106H171ZM176 107V106H175ZM47 108H48V105H47ZM56 108V107H55ZM84 108V107H83ZM86 108V107H85ZM117 108V107H116ZM165 108V107H164ZM163 108V109H164ZM169 108V107H168ZM218 108V107H217ZM51 109V108H50ZM62 109V108H61ZM64 109H65V107H64ZM114 109V108H113ZM118 109V108H117ZM127 109V108H126ZM125 109V110H126ZM130 109V108H129ZM167 109V108H166ZM60 110V109H59ZM74 110V109H73ZM77 110V109H76ZM82 110V109H81ZM80 110V111H81ZM84 111H86L85 109H83ZM107 110V109H106ZM131 110V109H130ZM169 110V109H168ZM168 110H166V111H168ZM175 110V109H174ZM174 110H173V112H174ZM182 110V109H181ZM219 110V109H218ZM48 111H49V109H48ZM65 111V110H64ZM142 111V110H141ZM214 111H217V110H214ZM51 112V111H50ZM62 112V111H61ZM78 112V111H77ZM134 112V111H133ZM211 112V113H210ZM219 112H220V110H219ZM218 111H217V113H219ZM43 113H45V112H43ZM57 113H59V112H57ZM63 113V112H62ZM65 113V112H64ZM69 113V112H68ZM74 113H76V112H74ZM82 113V112H81ZM110 113V112H109ZM135 113V112H134ZM164 113V112H163ZM169 113V112H168ZM167 113V114H168ZM177 113V112H176ZM214 113V112H213ZM60 114V113H59ZM86 114V113H85ZM90 114V113H89ZM91 114H92V112H91ZM123 114H125L124 112H123ZM129 114V113H128ZM171 114V113H170ZM215 114V113H214ZM43 115V114H42ZM63 115V114H62ZM61 115V116H62ZM65 115V114H64ZM82 115V114H81ZM81 115H79V116H81ZM54 116H55V114H54ZM88 116H90V115H88ZM119 116V115H118ZM127 116H129V115H127ZM127 116H125V117H127ZM130 116H131V114H130ZM135 116V115H134ZM133 116V117H134ZM141 116V115H140ZM169 115H167V117H168ZM53 117V116H52ZM58 117V116H57ZM64 116H62V118H63ZM66 117V116H65ZM166 117V118H167ZM71 118V117H70ZM75 118V117H74ZM120 118V117H119ZM128 118V117H127ZM135 118V117H134ZM169 118V117H168ZM175 118V117H174ZM178 118V117H177ZM56 119V118H55ZM59 119H61V118H59ZM66 119H67V117H66ZM72 119V118H71ZM100 119V118H99ZM123 119H125L124 117H123ZM129 119V118H128ZM131 119V118H130ZM136 119V118H135ZM165 119V118H164ZM171 119V118H170ZM53 120H54V118H53ZM58 120V119H57ZM74 120V122H73V124L75 123V121L77 120H75V119H73ZM79 120V119H78ZM84 120H86V119H84ZM122 120V119H121ZM63 121V120H62ZM69 121H71L70 119H69ZM83 121V120H82ZM132 121V120H131ZM134 121V120H133ZM167 121V120H166ZM170 121V120H169ZM40 122V121H39ZM42 122L43 121H41V124H42ZM54 122H56V121H54ZM60 122V121H59ZM85 122V121H84ZM87 122H88V120H87ZM138 122V121H137ZM137 122H135L134 121V123H137ZM182 122V123H183ZM45 123V122H44ZM66 123V122H65ZM70 123V122H69ZM72 123V122H71ZM70 123V124H71ZM86 123V122H85ZM123 123V122H122ZM125 123V122H124ZM166 123V122H165ZM168 123V122H167ZM174 123V122H173ZM173 123H171V124H173ZM48 124V123H47ZM72 124V125H73ZM81 124V123H80ZM84 124V123H83ZM131 124V123H130ZM129 124V125H130ZM169 124V123H168ZM170 124V125H171ZM175 124H173V126L175 125ZM55 125V124H54ZM86 125V124H85ZM90 125V124H89ZM132 125V124H131ZM163 125H166V124H163ZM44 126V125H43ZM48 126V125H47ZM50 126V125H49ZM61 126H63V125H61ZM64 126H66V125H64ZM74 126V125H73ZM88 126V125H87ZM137 126V125H136ZM55 128H56V126H54ZM53 127V128H54ZM78 127V126H77ZM131 127H134V125H132ZM1 128H2V126H1ZM48 128V127H47ZM61 128V127H60ZM68 128H69V126H68ZM76 128V127H75ZM85 128V127H84ZM50 129V128H49ZM78 129V128H77ZM80 129H82V128H80ZM88 129V128H87ZM86 129V130H87ZM48 130V129H47ZM61 130V129H60ZM64 130H65V128H64ZM129 130V129H128ZM172 130H173V128H172ZM208 130V131H207ZM44 131V130H43ZM46 131V130H45ZM66 131H67V129H66ZM73 131H75V130H73ZM72 131V133H74ZM83 131H85V130H83ZM158 131V130H157ZM205 131H207L208 133H204ZM34 132H36V131H34ZM50 132V131H49ZM64 132V131H63ZM62 132V134H64ZM77 132V131H76ZM159 132V131H158ZM167 132V131H166ZM174 132V131H173ZM176 132V131H175ZM39 133V132H38ZM65 133H68V132H65ZM70 133V132H69ZM164 133V132H163ZM162 133V134H163ZM168 133V132H167ZM172 133V132H171ZM26 134V133H25ZM36 134H37V132H36ZM46 134V133H45ZM55 134V133H54ZM57 135H58V133H56ZM60 134H61V132H60ZM59 134V135H60ZM75 134V133H74ZM161 134V135H162ZM170 134V133H169ZM168 134V135H169ZM30 135H32V134H30ZM33 135H34V133H33ZM49 135V134H48ZM71 135V134H70ZM78 135V134H77ZM125 135V134H124ZM166 135V134H165ZM188 135V136H187ZM42 136V135H41ZM47 136V135H46ZM46 136H44V137H46ZM61 136V135H60ZM63 136V135H62ZM79 136V135H78ZM85 136V135H84ZM34 137H35V135H34ZM40 137V136H39ZM58 137V136H57ZM70 137V136H69ZM86 137V136H85ZM103 137V136H102ZM33 138V137H32ZM49 138V137H48ZM50 138H51V136H50ZM55 138V137H54ZM66 138V137H65ZM64 138V139H65ZM74 137L72 136V139H73ZM75 138H77L76 136H75ZM165 138V137H164ZM169 138H171V137H169ZM29 139V138H28ZM68 139V138H67ZM78 139V138H77ZM77 139H75V140H77ZM83 139H84V137H83ZM82 139V140H83ZM133 139H135V138H133ZM138 139V138H137ZM156 139V138H155ZM36 140V139H35ZM38 140V139H37ZM51 140V139H50ZM53 141L55 140V139H52ZM63 140V139H62ZM69 140V139H68ZM71 140V139H70ZM128 140V139H127ZM160 140V139H159ZM166 140V139H165ZM199 140V141H198ZM252 140H253V142H252ZM57 141H59V139L57 140ZM56 141V142H57ZM81 141V140H80ZM36 142H38L39 143V141H36ZM44 142V141H43ZM71 142V141H70ZM76 142V141H75ZM75 142H73L72 141V143H74L75 144ZM79 142V141H78ZM164 142V141H163ZM233 143L234 144V149H230V150H227V149H225V146H226V144H230V143ZM66 143V142H65ZM72 143L71 144H69L70 146L72 145ZM77 143V142H76ZM40 144H42V143H40ZM45 144H47V143H44V145ZM58 144H60V142L58 143ZM68 143H66V145H67ZM250 144H252L253 146H254V149H246V147H248ZM44 145H42V146H44ZM65 145V144H64ZM63 145V146H64ZM154 145V144H153ZM10 146V145H9ZM34 146V145H33ZM55 146H56V144H55ZM69 146V147H70ZM74 146V145H73ZM101 146V145H100ZM181 146V145H180ZM185 146V145H184ZM7 147L8 146H6V149H7ZM17 147V146H16ZM40 147H41V145H40ZM53 147V146H52ZM60 147V146H59ZM183 147V146H182ZM13 148V147H12ZM49 148H51V146L49 147ZM61 148V147H60ZM66 148H68L67 146H66ZM74 148V147H73ZM103 148V147H102ZM117 148V147H116ZM118 148H119V146H118ZM123 148V147H122ZM191 148V147H190ZM14 149H16V148H14ZM19 149V148H18ZM30 149V148H29ZM43 149H45V148H43ZM52 149H54V148H52ZM68 149H70V148H68ZM244 150V151H241V150ZM20 150V149H19ZM18 150V151H19ZM38 150H40L41 152H43V150H41V148L40 149H38ZM56 151H58L57 149H55ZM61 150V149H60ZM64 150V149H63ZM114 150V148L112 149V151ZM8 151H9V149H8ZM17 151V149L15 150V152ZM23 151H25V150H23ZM29 151V150H28ZM32 150H30V152H31ZM50 151H51V149H50ZM55 151V152H56ZM108 151V150H107ZM106 151V154L107 153H109V152H107ZM116 151H117V149H116ZM123 151H125V150H123ZM27 152V151H26ZM30 152H28L29 154H30ZM46 152H47V148H46ZM46 152H44V153H46ZM78 152V151H77ZM122 152V151H121ZM12 153V152H11ZM17 153V152H16ZM20 153V152H19ZM23 153V152H22ZM22 153H20V154H22ZM25 153V152H24ZM23 153V154H24ZM34 153V152H33ZM48 154H49V152H47ZM46 153V154H47ZM67 153V152H66ZM114 153H116L115 152V150H114ZM126 153V152H125ZM142 153V152H141ZM1 154V153H0ZM3 154V153H2ZM18 154V153H17ZM20 154H18V155H20ZM32 154V153H31ZM36 154V153H35ZM41 154H43V153H41ZM59 154H61V153H59ZM75 153H73V155H74ZM85 154V153H84ZM120 154V153H119ZM5 155H8V154H5ZM9 155H11V154H9ZM58 155V153L57 154H55L54 156H57ZM109 155V154H108ZM124 155V154H123ZM243 155V156H242ZM35 155H33L32 157H34ZM43 156V155H42ZM52 156V155H51ZM54 156H52V157H54ZM60 156V155H59ZM64 156V155H63ZM107 156V155H106ZM180 156V157H179ZM1 157V156H0ZM3 157V156H2ZM27 157H29V155L27 156ZM32 157L30 158L29 157V160L30 159H32ZM48 157V156H47ZM77 157V156H76ZM78 157H80V156H78ZM77 157V158H78ZM107 157H110V156H107ZM107 157H105V158H107ZM111 157H112V155H111ZM7 158V157H6ZM5 158V159H6ZM10 158V157H9ZM26 158V157H25ZM43 158H44V156H43ZM49 158H51L50 156H49ZM48 158V159H49ZM55 158V157H54ZM62 158V157H61ZM67 158V157H66ZM70 158V157H69ZM74 158V157H73ZM82 158V157H81ZM84 158H85V156H84ZM117 158V157H116ZM116 158H114V157H112V159H116ZM120 158H121V155H120ZM119 158V159H120ZM141 158L142 159H145V160H147V159H149V158H145L144 157V154H141ZM23 160V158L21 157L20 158V160ZM58 159V158H57ZM60 159V158H59ZM59 159L57 160V161H59ZM68 159V158H67ZM75 159V158H74ZM4 160V159H3ZM7 160H9V159H7ZM13 160V159H12ZM20 160H18V161H20ZM35 160V159H34ZM39 160H43V159H39ZM52 160V159H51ZM50 160V161H51ZM62 160V159H61ZM63 160H66V159H63ZM62 160V161H63ZM70 160V159H69ZM79 160V158L77 159V161L76 162H79L78 161ZM6 161V160H5ZM38 161V160H37ZM48 161V160H47ZM49 161V162H50ZM54 161H55V159H54ZM54 161H52L54 164H55V162ZM68 161V160H67ZM81 161V160H80ZM105 162H106V160H104ZM103 161V163H105ZM114 161V160H113ZM206 161V160H205ZM207 161V162H208ZM250 161L252 162V165H250L249 163H250ZM40 162V161H39ZM38 162V163H39ZM44 162V161H43ZM73 162V161H72ZM71 162V163H72ZM83 162V161H82ZM109 162V161H108ZM197 162H200V161H197ZM196 162V163H197ZM4 163V162H3ZM33 164H34V162H32ZM42 163V162H41ZM59 163H61L60 161H59ZM68 163V162H67ZM205 163V162H204ZM2 164V163H1ZM0 164V165H1ZM5 164V163H4ZM21 164V163H20ZM35 164H37V162L35 163ZM44 164H45V162H44ZM49 164V163H48ZM62 164L64 165V162H62ZM70 164V163H69ZM82 165H83V163H81ZM81 164H79V165H81ZM106 164H107V162H106ZM209 164V165H210ZM231 164H233L232 166H231ZM30 165V164H29ZM29 165H26V166H29ZM42 165V164H41ZM49 165H51V164H49ZM57 165H59V164H57ZM78 165V164H77ZM76 165V166H77ZM81 165V166H82ZM91 165V164H90ZM210 165V166H211ZM2 166V165H1ZM9 166H10V164H9ZM15 166V165H14ZM21 166L23 167V165L21 164ZM21 166H20V168H21ZM25 166V167H26ZM32 166V165H31ZM37 166H39V164L37 165ZM52 166V165H51ZM61 166V165H60ZM67 166V165H66ZM74 166H75V164H74ZM111 166H113V165H111ZM218 166V168H216ZM236 166V167H235ZM3 167V166H2ZM25 167H24V169H25ZM33 167V166H32ZM40 167V166H39ZM48 167V166H47ZM77 167H79V166H77ZM224 167V169L223 170H221V168H223ZM1 168V167H0ZM18 168H19V166H18ZM19 168V169H20ZM28 168V167H27ZM55 168V167H54ZM54 168H52V169H54ZM58 168V167H57ZM66 168V167H65ZM75 168V167H74ZM23 169V170H24ZM30 169V168H29ZM37 169V168H36ZM47 169V168H46ZM45 168H44V171L46 170ZM49 170H50V168H48ZM69 169V168H68ZM94 169V168H93ZM1 170V169H0ZM28 170V169H27ZM57 170V169H56ZM59 170V169H58ZM76 170V169H75ZM89 170V169H88ZM90 170L92 171V169H91V167H90ZM2 171V170H1ZM61 171V170H60ZM69 171H73V172H75L74 170H69ZM94 171V170H93ZM92 171V172H93ZM248 171V170H247ZM14 172V171H13ZM19 172H20V170H19ZM34 172V171H33ZM39 172V171H38ZM40 172H42V171H40ZM48 172V171H47ZM57 172V171H56ZM76 172H77V170H76ZM213 172V171H212ZM214 172V173H215ZM219 172V171H218ZM220 172H219V174H220ZM246 172V171H245ZM250 172V171H249ZM261 172V171H260ZM16 173V172H15ZM26 173V172H25ZM31 173V172H30ZM43 173V172H42ZM54 173L55 172H53V175H54ZM62 173V172H61ZM66 173V172H65ZM71 173V172H70ZM193 173V172H192ZM248 173V172H247ZM34 174V173H33ZM47 174H50V172H48ZM60 174V173H59ZM62 174H64V173H62ZM61 174V175H62ZM194 174V173H193ZM252 174V173H251ZM251 174H249V175H251ZM257 174V173H256ZM25 175V174H24ZM28 176H30V174H27ZM37 175V174H36ZM40 175V174H39ZM57 175H58V172H57ZM71 175H73L72 173H71ZM119 175V174H118ZM117 175V176H118ZM178 175H176V178H177V176ZM214 175V174H213ZM16 176H18V175H16ZM50 177H51V175H49ZM54 176H56V175H54ZM66 176L68 177V176H70V175H67L66 174ZM119 176H121L122 177V174H120ZM210 176H212V174L210 175ZM15 177V176H14ZM24 177V176H23ZM35 178H36V176H34ZM34 177H33V180H34ZM39 177V176H38ZM37 177V178H38ZM41 177H44V176H41ZM40 177V178H41ZM63 177L64 176H62V178H61V180L60 181H62V179H63ZM74 177V176H73ZM77 177V176H76ZM86 177H87V175L85 176V177H83V178H85L86 179ZM173 177V176H172ZM179 177V176H178ZM191 177H192V175H191ZM224 177V176H223ZM16 178V177H15ZM15 178H13L14 180H15ZM18 178H20L19 176H18ZM55 178V177H54ZM53 178V179H54ZM66 178V177H65ZM64 178V179H65ZM80 178H81V176H80ZM175 178V177H174ZM182 178H184V177H182ZM187 178V177H186ZM215 178V177H214ZM24 179V178H23ZM27 179H28V177H27ZM30 179H32V178H30ZM39 179V178H38ZM56 179V178H55ZM68 179H69V177H68ZM68 179H65V181L67 180L68 181V183H69V180ZM76 179L77 178H75V183H77L76 182ZM172 179V178H171ZM171 179H169V181L171 180ZM222 179V178H221ZM258 179H261L262 181L261 182H263V184H261L260 185V181H258ZM29 180V179H28ZM37 180V179H36ZM35 180V181H36ZM40 180V181H39ZM38 181L40 182V184H41V181L43 180L42 178L41 179H39ZM79 180V179H78ZM108 180V179H107ZM106 180V181H107ZM116 180H120V179H116ZM174 180H177V179H174ZM174 180L172 181V182H174ZM180 180V179H179ZM209 180V179H208ZM213 180V179H212ZM252 180V179H251ZM17 181V180H16ZM20 181V180H19ZM38 181H36L37 183H38ZM51 181V180H50ZM54 182H55V180H53ZM59 181V179L57 180V182ZM66 181V182H67ZM71 181H72V179H71ZM70 181V182H71ZM73 181V182H74ZM84 181V180H83ZM83 181H81L82 183L81 184H83V183H85V182H83ZM184 181V180H183ZM216 181V180H215ZM14 182V181H13ZM18 182V181H17ZM24 182H26V181H24ZM28 183H31V182H34V181H31L30 180V182L29 181H27ZM45 182V180L43 181V183ZM56 182V183H57ZM62 182H64V181H62ZM62 182L60 183V184H62ZM117 182V181H116ZM167 182V181H166ZM166 182H162V181H158L154 186H153V188L151 189V191H152V195H155V194H157V192L159 191V190H165L164 192H167L168 191V189H169V187H168V184H163V183H166ZM212 182V181H211ZM228 182V183H227ZM16 183V182H15ZM22 183V182H21ZM20 183V184H21ZM27 183V184H28ZM41 184V185H44V184ZM53 183V182H52ZM91 183V182H90ZM97 183V182H96ZM95 183V184H96ZM101 183V182H100ZM103 183V182H102ZM140 183V182H139ZM169 183V182H168ZM175 183V185L177 184L176 182H174ZM173 183V184H174ZM216 183V182H215ZM243 183H246L247 184V186L248 187H246V185L244 186L243 185ZM20 184H18V185H20ZM27 184H25V185H27ZM40 184H38L39 185V187L41 186ZM55 184V183H54ZM74 184V183H73ZM78 184H80V183H78ZM120 184V186H121V183H119ZM119 184L117 185V186H119ZM142 184V183H141ZM172 184V185H173ZM185 184V183H184ZM208 184V183H207ZM222 184H223V182H222ZM11 185H13L12 183H11ZM21 185H24V183H22ZM30 185V184H29ZM32 185V184H31ZM30 185V186H31ZM37 185V186H38ZM56 185V184H55ZM54 185V186H55ZM64 185V184H63ZM69 185V184H68ZM68 185L66 186V187H68ZM72 185V184H71ZM86 185H88V184H86ZM102 185V184H101ZM105 185V184H104ZM103 185V186H104ZM108 185V184H107ZM106 185V186H107ZM140 185V184H139ZM181 184H179V186H180ZM218 185V184H217ZM34 186H36V184L34 185ZM51 186V185H50ZM58 186V185H57ZM79 186V185H78ZM116 186V185H115ZM219 186V185H218ZM15 187V186H14ZM21 187H23V186H21ZM27 187V188H26ZM26 187H23V188H26L25 190H27L28 189V187L29 186H26ZM32 187V186H31ZM30 187V188H31ZM47 187V186H46ZM62 187V186H61ZM61 187H58V188H61ZM69 187H70V185H69ZM72 187V186H71ZM80 187H81V185H80ZM80 187H78V188H80ZM92 187V186H91ZM97 187V186H96ZM136 187H139V186H135V188ZM176 187V186H175ZM174 187V188H175ZM18 188H20V187H17V188H15V191H16V189H18ZM43 188V187H42ZM57 188V187H56ZM63 188V187H62ZM74 188H75V186H74ZM74 188H72L73 190H74ZM82 188H84V186H82ZM93 188H95V187H92L91 189H93ZM99 188V187H98ZM103 188V187H102ZM107 188V187H106ZM110 188V187H109ZM118 188V187H117ZM173 188V189H174ZM177 188V187H176ZM181 188V187H180ZM186 188H188V187H186ZM264 188V187H263ZM10 189H13L14 190V188H10ZM34 189H35V187H34ZM48 189H50V187L48 188ZM52 189V188H51ZM65 189H67V188H65ZM81 189V188H80ZM85 189H86V187H85ZM114 189H116V188H114ZM220 189V190H219ZM245 189H247L248 191H246V192H244L245 191ZM19 190V189H18ZM17 190V195L16 196H18V191ZM25 190H24V192H25ZM61 190V189H60ZM62 190H64V188L62 189ZM82 190V192H83V189H81ZM81 190H79V192L81 191ZM87 190H90L89 189V187L87 188ZM87 190L85 191L84 190V192H87ZM100 190H101V188H100ZM105 190V189H104ZM176 190V189H175ZM175 190H173L172 192H174ZM187 190V189H186ZM14 191V192H15ZM28 191H30V189L28 190ZM28 191H26V192H28ZM32 191V190H31ZM30 191V192H31ZM37 191V190H36ZM40 191V190H39ZM44 190H42V192H43ZM49 191V190H48ZM47 191V189H46V191H44L43 193H45V192H48ZM65 191V190H64ZM67 191H68V189H67ZM72 191V190H71ZM78 191V190H77ZM76 191V192H77ZM91 191V190H90ZM89 191V192H90ZM124 191H126V193H127V195H128V197L131 199H133V198H135L136 197V192H134L133 193V191H134V189H133V191H131L130 189H125ZM179 191V190H178ZM177 191V192H178ZM182 191V190H181ZM180 191V192H181ZM23 192V191H22ZM32 192H34V191H32ZM49 192H51V191H49ZM99 191H97V193H98ZM101 192H103V191H101ZM109 192H111V191H109ZM115 192V191H114ZM177 192H175V194L177 195ZM10 193H12V194H14L13 192H10ZM9 193V194H10ZM36 193H38L39 195H40V193H41V191H40V193L39 192H36ZM35 193V194H36ZM52 193L54 194V192L52 191ZM62 193V192H61ZM63 193H65V192H63ZM78 193V192H77ZM92 193H94V192H90V194H92ZM96 192H95V194H97ZM116 193V192H115ZM170 193V192H169ZM186 193V192H185ZM184 193V194H185ZM16 194V193H15ZM24 194V193H23ZM29 194V193H28ZM32 195L34 194V193H31ZM42 194V193H41ZM46 194V193H45ZM71 194H72V192H71ZM83 193H81V195H82ZM88 194V193H87ZM99 194V193H98ZM104 195H105V193H103ZM109 194V193H108ZM113 194V193H112ZM112 194L109 196V197H111L112 196ZM117 194V193H116ZM120 194H121V192H120ZM175 194H174V198H175ZM181 194V193H180ZM183 194V193H182ZM187 194V193H186ZM260 194V193H259ZM262 194H264V193H262ZM8 195V194H7ZM7 195L6 196H4L5 197V199H6V197H7ZM20 195H22V193L20 192ZM49 195H51V193L49 194ZM60 195V194H59ZM64 195V194H63ZM67 195V194H66ZM70 195V194H69ZM73 195H76V194H74V192H73ZM72 195V196H73ZM80 195V196H81ZM94 195V194H93ZM135 195V196H134ZM158 195V194H157ZM165 195H167V194H165ZM170 195V194H169ZM13 196V195H12ZM25 196V195H24ZM52 196V195H51ZM51 196H49L50 197V200H52L51 198ZM56 196H57V194H56ZM79 196V193H78V197H80ZM84 196V195H83ZM89 196V195H88ZM91 196V195H90ZM96 196V195H95ZM116 196H119V195H116ZM116 196H114V197H116ZM124 196V195H123ZM168 196V195H167ZM260 196V195H259ZM3 197V198H4ZM18 197H20V196H18ZM27 197H29V196H27ZM33 197V196H32ZM31 197V195H30V198H32ZM36 197V196H35ZM47 197V196H46ZM48 197V198H49ZM77 197V196H76ZM77 197V198H78ZM86 197H87V195H86ZM101 197V196H100ZM102 197H103V195H102ZM101 197V199H103ZM106 197V196H105ZM113 197V201L115 200V198ZM120 197V196H119ZM153 197V196H152ZM178 197H179V195H178ZM189 197V198H190ZM194 197V198H193ZM244 197V198H243ZM257 197V196H256ZM261 197V196H260ZM34 198V197H33ZM38 198V197H37ZM42 198V197H41ZM54 198H56V197H54ZM67 198V197H66ZM72 198V197H71ZM84 198H85V196H84ZM87 198H89V197H87ZM98 198V197H97ZM112 198V197H111ZM169 198V197H168ZM167 198V199H168ZM171 198V197H170ZM170 198L168 199V201H170ZM173 198V199H174ZM188 198V199H189ZM249 198H254L255 199V197H249ZM20 199L21 198H19V202L21 203V201H20ZM65 199V198H64ZM74 199V198H73ZM72 199V201H74L75 203H70V205L71 204H76V201L75 200H77V199H74L73 200ZM100 199V198H99ZM106 199V201H107V199H108V197L107 198H105ZM128 200L129 201V203H130V201L131 200ZM137 199H139V198H137ZM157 199H158V197H157ZM160 199V198H159ZM166 199V200H167ZM177 199V198H176ZM186 199V198H185ZM193 199H194V201H193ZM263 199V198H262ZM2 200H4V199H2ZM23 200V199H22ZM31 200V199H30ZM33 200V199H32ZM35 200V199H34ZM45 200H48V199H45ZM67 200V199H66ZM80 200V199H79ZM86 200V199H85ZM89 200V199H88ZM104 200V199H103ZM111 199L109 198V200L108 201H110ZM111 200V201H112ZM121 200H122V198H121ZM121 200H120V202H121ZM200 200H205L206 202H205V204L203 205V206H201V208H199V213H202L201 214V216H200V218H199V220L197 221V222H195V224H197V227L195 228V226H193V225H195L194 223H193V219H194V217L195 216H193L192 215V208L195 206H198V202L200 201ZM239 200V202H241ZM252 200V199H251ZM0 201H1V197H0ZM26 201V200H25ZM38 201V200H37ZM41 201V200H40ZM39 201V202H40ZM43 201V200H42ZM68 201V200H67ZM72 201H70V202H72ZM82 202H83V197H82V200H81ZM81 201H77L78 203L79 202H81ZM92 201V200H91ZM90 201V203L92 204V202ZM107 201V202H108ZM116 202H117V199L115 200ZM123 201H125V198H124V200ZM127 201V200H126ZM133 201V200H132ZM163 201H165V199H163ZM171 201H173V200H171ZM174 201H177V200H174ZM173 201V202H174ZM227 201H228V203H227ZM242 201H245V200H242ZM261 201H263V200H261ZM261 201H256V202H259V204H260V202ZM5 202H6V200H5ZM4 202V203H5ZM7 202H9V200L7 201ZM28 202L30 203L31 201H27V203H25V204H28ZM45 202V201H44ZM44 202H42L45 206L47 205L46 204V202L44 203ZM52 202V201H51ZM57 202V201H56ZM94 202V201H93ZM136 202V201H135ZM161 202V201H160ZM167 202V201H166ZM238 202V203H239ZM249 202V201H248ZM251 202V201H250ZM252 202H254V200L252 201ZM37 203V202H36ZM48 203V202H47ZM55 203V202H54ZM67 203V202H66ZM77 203V204H78ZM86 203V202H85ZM84 203V204H85ZM95 203V202H94ZM99 203V202H98ZM103 203H105L106 204V202H103ZM103 203H101V200H100V205L101 204H103ZM172 203V202H171ZM242 203V202H241ZM1 204H3V202H0V207H1ZM22 204V203H21ZM31 204V203H30ZM33 204V203H32ZM39 204V203H38ZM38 204H36L37 206H38ZM50 204V203H49ZM65 203H63V205H64ZM68 204H69V202H68ZM77 204L75 205V206H73V207H75L76 209H77V207L79 206H77ZM105 204H103V205H105ZM116 204V203H115ZM164 204H167V203H164ZM173 204V203H172ZM240 204V203H239ZM5 205H9L8 203L7 204H5ZM23 205V204H22ZM35 205V206H36ZM55 204H53V205H51L50 204V206H54ZM87 205H89V203L87 202ZM93 205V204H92ZM92 205H89L90 207H92ZM107 205V204H106ZM248 205H250V204H248ZM254 205V204H253ZM25 206V205H24ZM56 206V205H55ZM72 206V205H71ZM82 206V205H81ZM89 206H87V207H89ZM96 207H97V205H95ZM99 206V205H98ZM108 206V205H107ZM113 206H115V205H113ZM123 206H125V205H123ZM122 206V208L120 207L119 208V210L120 209H124V207ZM136 206V205H135ZM252 206V205H251ZM262 206V205H261ZM40 207V206H39ZM48 207V206H47ZM65 207V206H64ZM69 207V206H68ZM84 207L85 206H82V208L84 209ZM87 207H85V208H87ZM102 207V206H101ZM138 207V206H137ZM212 207H214L213 205H212ZM221 207L219 208V210L221 209ZM239 207V206H238ZM257 207H258V205H257ZM36 207H34V209H35ZM52 208V207H51ZM66 209H67V207H65ZM72 208V207H71ZM70 208V209H71ZM74 208V209H75ZM95 208V207H94ZM94 208H91V209H94ZM99 208V210H100V206L98 207ZM128 208V207H127ZM126 208V209H127ZM139 208V207H138ZM224 208V207H223ZM227 208V207H226ZM228 209L227 211H228V213H232L233 214V209ZM240 208V207H239ZM1 209H2V207H1ZM16 209V208H15ZM43 209H46V207L45 208H42V210ZM63 208H61V210H62ZM70 209H68V211L70 212ZM74 209H71V210H74ZM81 209V208H80ZM91 209H89V210H91ZM96 209V208H95ZM102 209V208H101ZM111 209V208H110ZM117 209V208H116ZM126 209H125V211H126ZM134 208H132V210H133ZM136 209V208H135ZM147 209V208H146ZM217 209V208H216ZM238 209V208H237ZM3 210H5V206H4V208H3ZM36 210H37V208H36ZM65 210V209H64ZM82 210V209H81ZM88 209H86V211H85V213L86 212H88L87 211ZM97 210V209H96ZM118 210V209H117ZM180 210V211H179ZM238 210H243L245 213H248V215L250 214H252V213H255V211H253V209L251 208V207H249V206H246V207H241V209H238ZM7 211V214L10 212H8V210H6ZM57 211V210H56ZM60 211V210H59ZM59 211H57L58 213H59ZM68 211H65V212H67L68 213ZM80 211V210H79ZM78 211V209H77V212H79ZM92 211V210H91ZM113 211V210H112ZM149 211V210H148ZM151 212H152V210H150ZM218 211V210H217ZM221 211V210H220ZM237 211V210H236ZM235 211V212H236ZM3 212H5V211H3ZM3 212H1V213H3ZM39 212V211H38ZM42 212V211H41ZM46 212V211H45ZM51 212V211H50ZM57 212H56V214H57ZM71 212H73V211H71ZM81 212V211H80ZM84 211H82V213H83ZM90 212V211H89ZM100 212V211H99ZM141 212H147V210H145V211H141ZM140 212V213H141ZM173 212V213H172ZM196 212V211H195ZM52 213H53V211H52ZM73 213H76V212H73ZM81 214V215H85V218H86V214H88L89 216H91L92 214H94L93 213V211H92V213L91 214H89V213H86V214ZM120 213V212H119ZM123 213L126 215L127 214V216H130L129 214H128V212L127 213H125L124 211H123ZM136 213V212H135ZM154 213V212H153ZM219 213V214H218ZM5 214V213H4ZM62 213H60V215H61ZM71 213H69V216L68 217H70L71 218V216H74V218H76V216H78V215H70ZM78 214H80V213H78ZM193 214H194V212H193ZM241 214H242V212H241ZM51 215V214H50ZM52 215H55V213L54 214H52ZM60 215H58L59 217H61L62 215H64V212H63V214L60 216ZM87 215V216H88ZM113 215V214H112ZM112 215H111V217H112ZM119 215V214H118ZM136 215H138V214H136ZM136 215H134V216H136ZM153 215V214H152ZM230 215V214H229ZM233 215H235V214H233ZM233 215H231L232 217H233ZM237 215V214H236ZM256 215H257V217L255 218V221H256V223H259V225L262 223V222H264V210L263 211H256ZM3 216V215H2ZM47 216V215H46ZM56 217H57V215H55ZM98 216V215H97ZM102 216V215H101ZM108 216V215H107ZM114 216H117V215H114ZM123 216V215H122ZM134 216H132V217H134ZM138 216H140V214L138 215ZM177 216H176V219H177ZM238 216H240V213L238 214ZM237 216V217H238ZM5 217V216H4ZM36 217H37V215H36ZM48 217V216H47ZM65 217H67L66 215H65ZM65 217H63V218H65ZM67 217V218H68ZM79 217V216H78ZM94 217V216H93ZM100 217V216H99ZM144 217H146V216H144ZM220 217V216H219ZM235 217V216H234ZM236 217V218H237ZM244 217V216H243ZM3 218V217H2ZM38 218V217H37ZM52 218H54V217H52ZM66 218V220H68ZM73 217L71 218L72 219V222H73V219H74ZM80 219L82 218V217H79ZM92 217H90V219H91ZM95 218V217H94ZM97 219H98V217H96ZM103 218V217H102ZM106 218V217H105ZM104 218V219H105ZM108 218V217H107ZM106 218V219H107ZM110 218V217H109ZM108 218V219H109ZM116 218V217H115ZM114 218V219H115ZM121 218V217H120ZM135 218V217H134ZM140 218V217H139ZM149 217H147V218H145L146 219V221H147V219H148ZM162 218V219H163ZM181 218V217H180ZM208 218H210V220L212 221V223H210V221H208ZM219 220H218V219ZM251 218V217H250ZM54 219H57V218H54ZM60 219H62V218H60ZM80 219H78V220H80ZM83 219V218H82ZM89 219V220H90ZM93 219V218H92ZM107 219V220H108ZM113 219V220H114ZM118 219V218H117ZM132 219V218H131ZM138 219V218H137ZM143 219V218H142ZM141 219V220H142ZM155 219H156V217H155ZM175 219V220H176ZM179 219V218H178ZM244 219V218H243ZM242 218L239 220V227H241V226H243V224L245 223H247L248 221H242L243 220ZM249 219V218H248ZM253 219H254V217H253ZM34 220V219H33ZM38 220H40V219H38ZM64 220L65 219H63V223H64ZM75 220V219H74ZM87 220H88V218H87ZM106 220V221H107ZM112 219H109L108 221H111ZM120 220V219H119ZM159 220H161V219H159ZM173 220V222H174V218L172 219ZM171 220V221H172ZM180 220V219H179ZM178 220V221H179ZM236 220L238 221V219H234L233 221H235L236 222ZM250 220V219H249ZM47 221V220H46ZM45 221V222H46ZM49 221H51V220H49ZM102 222H103V220H101ZM115 221V220H114ZM128 221V220H127ZM133 221H136L137 222V220H133ZM139 221V220H138ZM142 221H144V220H142ZM141 221V222H142ZM145 221V222H146ZM219 221V222H218ZM232 221V220H231ZM4 221H2V223H3ZM53 222V221H52ZM56 222H58L57 220H56ZM62 222H60L61 224H62ZM82 222V221H81ZM105 222V221H104ZM181 222V221H180ZM250 222V221H249ZM248 222V223H249ZM43 223V222H42ZM41 223V224H42ZM48 223V222H47ZM68 223V222H67ZM66 223V224H67ZM99 223V222H98ZM106 223V222H105ZM109 223H111V222H109ZM117 223H121V222H117ZM130 223H131V221H130ZM164 223V224H163ZM193 223V224H192ZM227 223H229V222H227ZM252 223V222H251ZM255 223V224H256ZM32 224V223H31ZM53 224V223H52ZM57 223H55V225H56ZM60 224V225H61ZM65 224V225H66ZM76 225H74V226H77L78 224L77 223H75ZM99 224H101V223H99ZM99 224H97V226H99ZM106 224H108V223H106ZM106 224H103L104 226L106 225ZM114 225L116 224V222L115 223H113ZM139 225H140V223H138ZM137 224V226H139ZM183 224V223H182ZM230 224H232V223H230ZM50 225V224H49ZM72 225V224H71ZM81 225H82V223H81ZM90 225V224H89ZM96 225V224H95ZM102 225V224H101ZM102 225V226H103ZM109 225V224H108ZM134 225V224H133ZM132 225V226H133ZM222 225V224H221ZM237 225V224H236ZM246 225H248V224H246ZM47 226V225H46ZM52 226V225H51ZM50 226V227H51ZM54 226V225H53ZM53 226H52V228H53ZM86 226V225H85ZM88 226V225H87ZM92 226H93V224H92ZM111 226H113L112 224H111ZM121 226V225H120ZM136 225H134L133 227H135ZM143 226V225H142ZM172 226V225H171ZM226 226V225H225ZM227 226H229V225H227ZM245 226V225H244ZM253 226V225H252ZM18 227H20V225L18 226ZM49 227V228H50ZM56 228L58 227V225H56L55 226ZM54 227V228H55ZM66 227V226H65ZM69 227L70 226H68V229H69ZM95 227V226H94ZM93 227V228H94ZM100 227V226H99ZM105 227H107V226H105ZM109 227V226H108ZM116 227V226H115ZM118 227V226H117ZM150 227V229H152ZM60 228V227H59ZM67 228V227H66ZM81 228V227H80ZM79 228V229H80ZM83 228V227H82ZM81 228V229H82ZM91 228V227H90ZM90 228H88V231H89V229ZM95 228H97V227H95ZM102 227H100V229H101ZM139 228V227H138ZM137 228V229H138ZM233 228V230H234V228H236L235 226L234 227H232ZM245 228V227H244ZM261 228V226H259V228L258 229H260ZM15 229V228H14ZM29 230L28 231H30V228H28ZM74 229V228H73ZM77 229V228H76ZM76 229H74V230H76ZM80 229V230H81ZM87 229V228H86ZM97 229H99V228H97ZM97 229H95V230H97ZM105 229V228H104ZM116 229H118V228H116ZM123 228H121V230H122ZM125 229H127V228H125ZM125 229H123V230H125ZM133 229V228H132ZM142 229H145L144 227L142 228ZM162 229V230H161ZM164 229V230H165ZM182 229H183V227H182ZM227 229H228V227H227ZM226 229V231H229V230H227ZM231 229V228H230ZM239 229V228H238ZM242 229V228H241ZM257 229V228H256ZM46 230V229H45ZM60 230H62V228L60 229ZM66 230V229H65ZM78 230V229H77ZM76 230V231H77ZM77 231L78 233L80 232V233H82V232H84V230H82V231ZM91 230V229H90ZM109 230V229H108ZM112 231H113V229H111ZM120 230V229H119ZM135 230V229H134ZM223 230H225V229H223ZM23 231V230H22ZM33 231V230H32ZM47 231V230H46ZM48 231H50V230H48ZM57 231V230H56ZM59 231V230H58ZM63 231H64V229H63ZM62 231V232H63ZM71 231V230H70ZM70 231L68 232L69 234H70ZM99 230H97V232H98ZM105 231H106V229L104 230V232L103 233H105ZM126 231V230H125ZM128 231H130V229H128ZM139 231V230H138ZM231 231V230H230ZM243 231V230H242ZM21 232V231H20ZM35 232V231H34ZM33 232V233H34ZM42 232V231H41ZM40 232V233H41ZM43 232H44V230H43ZM61 232V233H62ZM76 232V233H77ZM100 232V231H99ZM107 232V234L109 233L108 231H106ZM114 232L116 233V231L114 230ZM121 233H123L122 231H120ZM131 232V231H130ZM140 232V231H139ZM142 233H144L145 234V232H146V229H145V232L142 230L141 231ZM168 232H164V233H168ZM181 232H184V231H181ZM23 233V232H22ZM21 233V234H22ZM39 233V234H40ZM45 233V232H44ZM43 233V234H44ZM49 233V232H48ZM48 233H46V235H48ZM58 233V232H57ZM60 233V232H59ZM58 233V234H59ZM71 233H73V230H72V232ZM85 233V232H84ZM87 233H89V232H87ZM110 233H112V232H110ZM142 233H140V234H142ZM175 233H178V232H175ZM188 233V232H187ZM186 233V234H187ZM191 233V232H190ZM196 233V232H195ZM224 233V232H223ZM228 233V232H227ZM231 233V232H230ZM235 233H237V232H235ZM251 233H255V231L254 232H252L251 231ZM257 233V232H256ZM263 233V232H262ZM52 234V233H51ZM55 234V233H54ZM53 234V235H54ZM57 234V235H58ZM68 234V235H69ZM94 234V233H93ZM125 235L127 234L128 235V233H124ZM124 234L122 235L123 237H124ZM135 234V233H134ZM139 234V233H138ZM161 234V233H160ZM169 234V233H168ZM171 234H174V233H171ZM179 235L181 234V233H178ZM177 234V235H178ZM192 234V233H191ZM196 234H198V233H196ZM231 234H233V233H231ZM243 234V233H242ZM15 235H16V233H15ZM19 235V234H18ZM31 235V234H30ZM34 235V234H33ZM56 235V234H55ZM64 235V233L62 234V236ZM67 235V234H66ZM65 235V236H66ZM67 235V236H68ZM76 234H74V236H75ZM82 235V234H81ZM88 235V234H87ZM86 235V236H87ZM90 235V234H89ZM98 235H101V233L100 234H98ZM97 235V236H98ZM104 235V234H103ZM109 235V234H108ZM126 235V236H127ZM133 235V234H132ZM143 235V234H142ZM141 235V236H142ZM166 234H164V236H165ZM174 235H176V234H174ZM174 235H172V237L174 236ZM177 235H176V237H177ZM226 236H227V234H225ZM224 235V236H225ZM236 235V234H235ZM248 235V234H247ZM263 235V234H262ZM12 236H14V235H12ZM11 236V237H12ZM28 236H29V233H28ZM27 236V237H28ZM45 235H43V237H44ZM50 235H48V237H49ZM52 236V235H51ZM61 236V235H60ZM59 236V238H61ZM66 236V237H67ZM79 236V235H78ZM84 236V235H83ZM102 236V235H101ZM105 236V235H104ZM115 236H117V235H115ZM114 236V237H115ZM120 236V235H119ZM121 236V237H122ZM125 236V237H126ZM135 236V235H134ZM145 236V235H144ZM149 236V237H148ZM168 235H166V237H167ZM171 236V235H170ZM168 237L169 239H171V237ZM188 236L190 237V234H188ZM192 236V235H191ZM221 236V235H220ZM228 236H229V234H228ZM244 236H246V234H244ZM251 236V235H250ZM257 236V235H256ZM256 236H254V237H256ZM17 237V236H16ZM25 237V236H24ZM31 237V236H30ZM40 237H42V235L40 236ZM47 237V238H48ZM56 237H58V236H56ZM55 237V238H56ZM65 237V238H66ZM69 237V236H68ZM73 236L71 235V238H72ZM92 237H93V235H92ZM103 237V236H102ZM102 237L100 238L101 239V242H99V243H104V238L102 239ZM109 237V239H110V237L111 236H108ZM114 237H112V238H114ZM123 237L121 238V240L123 239ZM128 237V236H127ZM130 237V236H129ZM143 237V236H142ZM142 237H140V238H142ZM151 234H149L148 235V230H147V238H149L148 239V243H149V241L151 240ZM161 237V236H160ZM158 238L157 240H159V239H161V238ZM182 237H185V236H182L181 235V238ZM230 237V236H229ZM228 237V238H229ZM235 237V236H234ZM236 237H238V236H236ZM235 237V238H236ZM26 238V237H25ZM36 238V237H35ZM35 238H34V241H35ZM50 238V237H49ZM74 238V237H73ZM73 238H72V240H73ZM87 238V237H86ZM96 238H99V237H96ZM116 238H118V237H116ZM115 238V239H116ZM137 237H135L134 239H136ZM146 238V239H147ZM175 238V237H174ZM173 238V239H174ZM179 238H180V236H179ZM179 238H176L175 239V242L177 241V239H179ZM194 237L192 236V239H193ZM195 238H197V237H195ZM216 238V237H215ZM217 238H220V237H217ZM231 238V237H230ZM241 238V237H240ZM240 238H239V240H240ZM253 238V237H252ZM258 238V237H257ZM16 239V238H15ZM14 239V240H15ZM23 239V238H22ZM32 239V238H31ZM62 239H64V237L62 238ZM68 239V238H67ZM70 239V238H69ZM68 239V240H69ZM84 239H85V237H84ZM94 239H95V237H94ZM100 239H99V241H100ZM115 239H112V242H114L115 241ZM130 239V238H129ZM167 239V238H166ZM172 239V240H173ZM183 239H186V237L185 238H183ZM190 239V238H189ZM198 239V238H197ZM213 239V238H212ZM224 239H225V237H224ZM227 239V238H226ZM241 239H243V238H241ZM261 238H259V240H260ZM20 240V239H19ZM26 240H27V238H26ZM49 240V239H48ZM59 240V239H58ZM65 240V239H64ZM64 240L62 241V242H64ZM102 240H103V242H102ZM114 240V241H113ZM120 240V239H119ZM126 240V239H125ZM124 240V241H125ZM133 240V239H132ZM180 240H182V239H180ZM203 240V239H202ZM201 240V241H202ZM214 240V239H213ZM234 240H238V238L237 239H234ZM233 240V241H234ZM238 240V241H239ZM258 239H257V241H259ZM1 241V240H0ZM30 241V240H29ZM28 241V245L30 244V242ZM32 241H33V239L31 240V243H32ZM39 241V240H38ZM94 241V240H93ZM108 241V240H107ZM110 241V240H109ZM127 242H126V244L128 243V240H126ZM135 241L136 240H134L133 242L135 243ZM146 241V240H145ZM143 242V240H142V244L143 243H146V242ZM152 242H153V244L152 245H155L154 244V241H153V239L151 240ZM165 240H163V242H164ZM170 241V240H169ZM174 241V240H173ZM183 241V240H182ZM181 241V242H182ZM199 241V240H198ZM205 241V240H204ZM215 241V240H214ZM214 241H210V243H212L213 244V242ZM218 242H219V239L217 240ZM222 241H223V237H222ZM226 241V240H225ZM224 241V242H225ZM230 241V240H229ZM242 241H244V240H242ZM248 241V240H247ZM246 241V242H247ZM252 240H250V242H251ZM35 242H37V241H35ZM55 242V241H54ZM58 242V241H57ZM66 243H67V241H65ZM64 242V243H65ZM70 242V241H69ZM68 242V243H69ZM74 242H75V244L78 242L77 240L75 241V239H74ZM74 242L72 243V245L73 246H76L75 244H74ZM96 242H97V240H96ZM95 242V244H97ZM129 242L131 243V241L129 240ZM132 242V243H133ZM156 242H158V241H156ZM161 242V241H160ZM167 242V241H166ZM165 242V244H167ZM179 242V241H178ZM180 242V244H182L183 242H185V240L181 243ZM192 242V241H191ZM240 242V241H239ZM48 243V242H47ZM118 243V242H117ZM133 243V244H134ZM137 243V242H136ZM188 243H189V241H188ZM198 243V242H197ZM201 243H203V242H201ZM208 243V242H207ZM206 242H205V244H203V247H204V245L206 246V244H207ZM215 243H216V241H215ZM220 243V242H219ZM226 243V242H225ZM234 243V242H233ZM232 243V244H233ZM242 243H245V242H242ZM241 243V244H242ZM249 243V242H248ZM248 243H247V245H248ZM260 243V242H259ZM259 243H257V245L259 244ZM22 244V243H21ZM20 244V245H21ZM35 244H37V243H35ZM34 244V245H35ZM61 244V243H60ZM109 244V243H108ZM114 244H115V242H114ZM114 244H111V246L112 247H115V246H113ZM139 244V243H138ZM149 244H151V243H149ZM162 244V243H161ZM169 244H171V243H169ZM169 244H167V246L169 245ZM177 244V243H176ZM175 244V245H176ZM179 244V243H178ZM183 244H185V243H183ZM193 244V243H192ZM191 244V245H192ZM228 245L230 244V242H228L227 243ZM227 244H226V246L223 244V246H225V247H227ZM240 244V243H239ZM241 244L240 245H238V246H241ZM14 245V244H13ZM16 245V244H15ZM18 245V244H17ZM25 245V249H26V244H24ZM54 245V244H53ZM64 245H66V244H64ZM63 245V246H64ZM80 245H81V243H80ZM84 245V244H83ZM90 245V244H89ZM107 245V244H106ZM117 245H119V244H117ZM130 245V244H129ZM129 245H127V246H129ZM132 245V244H131ZM163 246H164V244H162ZM196 245V244H195ZM195 245H194V247H195ZM198 245V244H197ZM200 245V244H199ZM198 245V246H199ZM210 245V244H209ZM218 245H220V244H218ZM235 245H236V243H235ZM37 246V245H36ZM35 246V247H36ZM39 246V245H38ZM37 246V247H38ZM68 246H70L71 248L73 247V246H71V244L69 243L68 244ZM85 246H87V245H85ZM98 246H100L101 247V245H98ZM103 246V245H102ZM110 246V245H109ZM120 246V245H119ZM158 246H160V244H158ZM157 246V247H158ZM162 246V248H164ZM170 246V249H171V245H169ZM174 246V245H173ZM178 246V245H177ZM187 246H188V244H187ZM201 246H202V244H201ZM201 246H199V247H201ZM211 247H212V245H210ZM222 246V245H221ZM231 246V245H230ZM251 246V245H250ZM249 246V247H250ZM15 247V246H14ZM29 247V246H28ZM34 247V248H35ZM36 247V248H37ZM49 247H53V246H49ZM78 247H79V244H78ZM95 247V246H94ZM111 247V248H112ZM122 247V246H121ZM134 249H133V248ZM132 247H130L129 249L132 251V249H133V251L135 250V248L136 247H134V246H132ZM152 247V246H151ZM151 247H149V248H151ZM155 247V246H154ZM175 247V246H174ZM174 247H172V248H174ZM191 247V246H190ZM190 247H188V249H190ZM193 247V248H194ZM197 247V246H196ZM196 247H195V249H196ZM219 247V246H218ZM217 247V248H218ZM229 247V246H228ZM234 247V246H233ZM236 248H237V246H235ZM235 247H234V249H235ZM245 247V246H244ZM23 248V249H24ZM33 248V249H34ZM61 248V247H60ZM68 248V247H67ZM90 248H92V246L90 247ZM98 248V247H97ZM96 248V250H98ZM104 249H105V247H103ZM106 248H108V247H106ZM115 248H117V247H115ZM126 248V247H125ZM132 248V249H131ZM159 248V247H158ZM161 248V247H160ZM159 248V249H160ZM161 248V249H162ZM178 248H183L184 249V247L182 246V247H178ZM178 248L176 249V251L175 252H177L178 251ZM198 248V247H197ZM202 248V247H201ZM209 247L207 246V249H208ZM214 248V247H213ZM211 248V250H216V248ZM259 248H261V247H259ZM11 249V248H10ZM23 249H20V250H22L23 251ZM30 249V248H29ZM40 249V248H39ZM58 249V248H57ZM62 249V248H61ZM60 249V250H61ZM64 249V248H63ZM73 249H75V248H73ZM80 249V248H79ZM78 249V250H79ZM110 249V248H109ZM117 249H119V247L117 248ZM127 249V252H128V247L126 248ZM152 249L153 250H155L153 247L151 248V249H149V250H151L152 251ZM165 249V248H164ZM192 249V248H191ZM194 249V250H195ZM206 249V248H205ZM219 249V248H218ZM227 249H229V248H227ZM233 249V248H232ZM233 249V250H234ZM239 249V248H238ZM249 249V248H248ZM13 250V249H12ZM27 250V249H26ZM41 250V249H40ZM65 250V252H66V249H64ZM64 250H63V252H64ZM76 250V249H75ZM81 250H83L82 248H81ZM80 250V251H81ZM91 250H93V249H91ZM91 250H89L90 252H92ZM102 249H100V251H101ZM110 250H112V249H110ZM121 250V249H120ZM146 250V249H145ZM157 250V249H156ZM155 250V251H156ZM165 250H167V248L165 249ZM164 250V251H165ZM180 250V249H179ZM193 250V251H194ZM225 250V252H226V249H224ZM224 250H222V251H224ZM240 250V249H239ZM243 250V249H242ZM262 250V249H261ZM54 251H55V249H54ZM53 251V249H52V251L51 252H54ZM69 251H71V249L69 250ZM77 251V250H76ZM76 251H74V252H76ZM104 251V250H103ZM113 251V250H112ZM111 251V252H112ZM115 251V250H114ZM119 251V250H118ZM117 251V252H118ZM122 251H124L123 249H122ZM131 251H130V254H131ZM132 251V252H133ZM173 251V250H172ZM182 251V249L179 251V252H181ZM186 251V250H185ZM191 251V250H190ZM196 251V250H195ZM194 251V252H195ZM198 251H201L200 249H198ZM198 251H197V253H198ZM202 251H203V249H202ZM219 251V250H218ZM229 251V250H228ZM230 251H231V249H230ZM256 251V250H255ZM14 253H15V251H13ZM18 252H21V251H18ZM27 252H29L28 250H27ZM31 252H33V250L31 251ZM31 252H29V253H31ZM56 252V251H55ZM64 252V254H68V252L67 253H65ZM79 252V251H78ZM86 253L87 255H88V253H90V252H86V251H83V253ZM98 252V251H97ZM96 252V253H97ZM126 252V251H125ZM126 252V253H127ZM139 252H141V251H139ZM147 252H148V250H147ZM172 253L171 252V250H168V253ZM174 252V251H173ZM188 252V251H187ZM187 252L185 253V255L184 256H188L189 254H190V252H188V255H187ZM203 252H205V251H203ZM202 252V253H203ZM214 252H216V251H214ZM236 252H238V251H236ZM262 252H264V251H262ZM10 253H11V250H10ZM13 253V254H14ZM28 253V254H29ZM69 253H71V252H69ZM72 253H73V251H72ZM81 253V252H80ZM83 253H81V254H83ZM108 253H110L109 251H108ZM122 252H120V254H121ZM143 253H144V251H143ZM142 253V254H143ZM154 253V252H153ZM161 253H163V252H161ZM160 253V251H159V254H161ZM168 253H167V251H166V254L168 255ZM178 253V252H177ZM176 253V254H177ZM196 253V252H195ZM216 253H218V252H216ZM232 253V252H231ZM230 253V254H231ZM234 253H235V251H234ZM241 253V252H240ZM2 253H0V255H1ZM27 254V253H26ZM58 254H59V252H58ZM77 254V253H76ZM86 254H84V255H86ZM95 254V253H94ZM98 254V253H97ZM128 255H130L129 253H127ZM145 254V253H144ZM150 254V253H149ZM156 254V256H159V258H160V256L161 255H159L158 253H155ZM155 254H153L152 256L153 257H155L154 255ZM163 254H165V253H163ZM174 254V253H173ZM171 255V257L173 256L174 257V255ZM182 254V252L180 253V255ZM200 254H201V252H200ZM213 254V253H212ZM219 254V253H218ZM221 254V253H220ZM226 254L228 255L229 254V252L227 253L226 252ZM237 253H235V255H236ZM245 254V253H244ZM251 254V253H250ZM253 254V253H252ZM10 255V254H9ZM16 255V254H15ZM24 255V254H23ZM35 254H33V255H31V257L30 258H34L33 256H34ZM56 255H57V253H56ZM75 256V253L74 254H72V256ZM79 255V254H78ZM113 255V257H114V254H112ZM119 255V254H118ZM122 255V254H121ZM124 255V254H123ZM147 255V253L145 254V256ZM209 255V254H208ZM207 255V256H208ZM241 255V254H240ZM13 256V255H12ZM25 256V255H24ZM59 256H61V255H59ZM62 256H63V253H62ZM116 256V255H115ZM120 256V255H119ZM125 256H127L126 254H125ZM144 255H143V257H145ZM148 256H150V255H148ZM162 256H164V255H162ZM182 257H183V255H181ZM180 256V257H181ZM190 256V255H189ZM189 256H188V258H189ZM204 256H205V254H204ZM203 256V257H204ZM219 256H221V258H223V256L222 255H219ZM260 256V255H259ZM14 257H17V256H14ZM21 257V256H20ZM23 257V256H22ZM54 257V256H53ZM70 257V256H69ZM69 257H68V259H69ZM77 257V256H76ZM80 257V256H79ZM109 257H111L112 258V256H109ZM142 257V256H141ZM170 257V258H171ZM172 257V258H173ZM181 257V258H182ZM201 256H199V258H200ZM210 257V256H209ZM217 257V256H216ZM214 258V259H219L220 257H218V258ZM225 257V256H224ZM238 257V256H237ZM246 257V256H245ZM261 257V256H260ZM5 258H6V256H5ZM37 258V257H36ZM51 258H52V255H51ZM55 258V257H54ZM64 258V257H63ZM62 258V259H63ZM78 258V257H77ZM76 258V259H77ZM82 257H80V259H81ZM83 258H87L86 260H88V256L87 257H83ZM111 258H109V262L110 261H112V260H110ZM116 257H114V259H115ZM131 258V257H130ZM146 259L148 258V257H145ZM149 258H151V256L149 257ZM158 258V259H159ZM175 258V257H174ZM177 258H179L178 256H177ZM177 258H175V261H176V259ZM184 258H186V257H184ZM198 258V261L200 260ZM205 259H206V256L204 257ZM208 258V257H207ZM210 258H212V257H210ZM220 258V259H221ZM226 258H227V256H226ZM235 258H236V256H235ZM256 258V257H255ZM4 259V258H3ZM13 259V258H12ZM16 259V258H15ZM20 259H22V258H20ZM20 259L18 258V260L20 261ZM26 259V258H25ZM24 259V260H25ZM35 259V258H34ZM57 259H61V257L60 258H57ZM74 260H75V257L73 258ZM80 259H78V261L80 260ZM117 259V258H116ZM141 260H143V258H140ZM152 259V258H151ZM162 259V258H161ZM169 259V257L167 258V260ZM201 259H203V258H201ZM213 259V260H214ZM229 259V258H228ZM228 259H226V260H228ZM233 259V258H232ZM231 259V260H232ZM246 259V258H245ZM259 259V258H258ZM6 260V259H5ZM23 260V259H22ZM84 260V259H83ZM91 260V259H90ZM90 260H88V261H90ZM121 260L122 259H119V261L121 262ZM140 260V261H141ZM148 260V259H147ZM164 260V259H163ZM174 260V259H173ZM179 260H180V258H179ZM179 260H178V262H179ZM185 260V259H184ZM189 259H187V261H188ZM190 260H191V258H190ZM197 260V259H196ZM207 260V259H206ZM205 260V261H206ZM208 260H209V258H208ZM223 260V259H222ZM220 261V260H218L217 262L220 264V262H223V261ZM224 260H225V258H224ZM237 260H238V258H237ZM240 260H242L243 262H244V259H240ZM31 261V260H30ZM33 261V260H32ZM35 261V260H34ZM66 261V260H65ZM88 261H87V263H88ZM114 261V260H113ZM112 261V262H113ZM123 261V260H122ZM129 261V260H128ZM134 260H132L131 262H133ZM135 261H137V260H135ZM138 261H139V259H138ZM137 261V262H138ZM139 261V262H140ZM148 261H150V260H148ZM152 261H154V259L152 260ZM156 261H157V258H156ZM192 261H194L195 262V260H193L192 259ZM197 261V262H198ZM210 261H212V260H210ZM239 261V260H238ZM261 261H263V259L261 260ZM12 262V261H11ZM11 262H9V263H11ZM16 262V261H15ZM14 262V263H15ZM53 262V261H52ZM55 262V261H54ZM69 262V261H68ZM71 262H73L72 261V259H71ZM84 263H85V261H83ZM93 262V261H92ZM108 262V263H109ZM112 262H110V264L112 263ZM131 262H128V263H130L131 264ZM145 262V261H144ZM143 262V264H145ZM158 262H160L159 260H158ZM165 262H169V261H165ZM184 263H185V261H183ZM191 262V261H190ZM196 262V263H197ZM214 262H215V260H214ZM234 262H235V260H234ZM247 262V261H246ZM8 263V264H9ZM20 263H22V262H20ZM24 263L25 264H27V261L25 262L24 261ZM36 263V262H35ZM34 263V264H35ZM56 263V262H55ZM64 263V262H63ZM77 263V262H76ZM86 263V264H87ZM107 263V262H106ZM107 263V264H108ZM113 263H115V261L113 262ZM112 263V264H113ZM116 263L118 264V261H116ZM123 263H125V262H123ZM122 263V264H123ZM134 263V262H133ZM142 263V262H141ZM147 263H150V262H147ZM146 263V264H147ZM154 263H156V262H154ZM171 263L173 264V262H172V260H171ZM182 263V262H181ZM180 263V264H181ZM193 263V262H192ZM201 263H205V262H202L201 261ZM207 264H208V262H206ZM210 263V262H209ZM231 263H232V261H231ZM237 263V262H236ZM242 263V262H241ZM245 263V262H244ZM13 264V263H12ZM16 264H18V263H16ZM30 264V263H29ZM38 264V263H37ZM40 264V263H39ZM42 264V263H41ZM49 264H51V263H49ZM52 264H54V263H52ZM58 264H60V263H58ZM69 264H71V263H69ZM77 264H79V262L77 263ZM82 264V263H81ZM135 264V263H134ZM138 264V263H137ZM140 264V263H139ZM160 264V263H159ZM162 264V263H161ZM177 264V263H176ZM179 264V263H178ZM183 264V263H182ZM187 264H191V263H187ZM195 264V263H194ZM198 264H200V263H198ZM214 264V263H213ZM229 264V263H228ZM240 264V263H239ZM254 264V263H253ZM261 264V263H260Z\"/></svg>",
  "mask_w": 264,
  "mask_h": 264
}]
</instances>
